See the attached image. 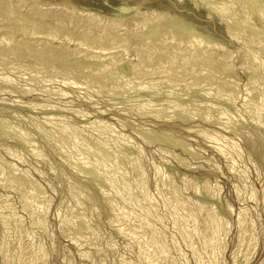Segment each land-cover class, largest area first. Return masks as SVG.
<instances>
[{"label":"rangeland","instance_id":"obj_1","mask_svg":"<svg viewBox=\"0 0 264 264\" xmlns=\"http://www.w3.org/2000/svg\"><path fill=\"white\" fill-rule=\"evenodd\" d=\"M39 1H42L43 3H49L51 5L49 7L50 10L53 12L57 11V13L58 12L60 13L61 11H64V12L66 11L68 13L71 12L74 14V12L71 11L73 8L69 4H72L73 6L77 7V3L74 0H39ZM102 1H107L109 6H113L117 3V1L119 2L121 0H102ZM127 1H129V0H123V3L126 4ZM167 1L170 3H167ZM167 1L166 0H132V2H130V5L133 4L132 10H131L132 13L127 18L126 22L123 21L124 25H125V26L123 25L124 26L123 29L125 31H127L130 35L132 34L130 32H135V33L130 36L131 39L129 38L128 42L125 41L128 44L127 48L124 46L125 43L124 44L122 43L123 46L119 43L118 45H116L118 48H116V47L114 48L115 50H117V52L114 49H112V51L114 50L115 52L114 51L110 52L111 50L108 51V52L113 53V54H115V53L118 54V52H119V54H125L124 51H126V50H128L129 52H127L128 56L124 60L125 64L123 65V63H121L119 65V67H117V69H115V71H114V69H112L113 72L111 73L112 74L111 76L108 74L106 75V73L102 74L103 76L102 75L100 76L101 77L100 79H102V78L103 79L102 80L99 79V80L102 83H104L106 88H102L101 85H103V84H101V83H100L101 85L96 84L97 86H94L95 84L94 85L90 84L91 85L90 86L89 83H80V84L75 83L76 84L75 85L74 83L68 81L67 78L64 77L61 73L55 72V71H58L59 68H60L59 72H62L63 69L65 70L64 67H66L67 65H68L67 67L70 66L72 68H73V66H75V68H73V69H75L74 73L77 74V72H78L77 75H79V76L82 75L83 77L88 78L89 80L91 78H95V76H97L99 74V73H97V71L100 72V74L103 72V68H101L103 65H100V68H98L100 59L99 60L89 59V60H87L89 63H86V65L85 64L82 65V63L80 61V60H83L82 58H75L76 56L73 57V55H72L73 53L78 54L77 56H82V55H85L87 53L86 54L87 57H89V55H91L90 58L93 57L92 56L93 54H94V57H96V56L100 57V58L102 57L99 55L101 52L98 53L95 50L97 52L96 53V52H94V50H91V48L90 49L87 48L90 52L93 51L90 54H89V51L87 49H83L84 52L80 53V51H82L80 48H82V47H80L79 49L77 47H74L76 45V42H75V40L73 41V39L71 41H69L70 42L69 43L68 42L69 39L66 40L67 38L66 39L64 38L65 40L64 39H63V41L61 40V44H60L61 47L64 49H69L71 51H72V49L74 50V51L69 53V55L71 54L70 56H68V58L70 57L69 60H68V58L65 61L63 59H59L57 62H56V60H54V61L49 62V64L46 65L45 63L44 64L43 63H36L33 58H32L33 60L32 59L30 60V59H21V58L18 59L17 58V59H13L11 61V62H14V65L11 64L9 66H5V65L0 64V82H1V78H7L9 81V83H7L6 86L2 82L0 83V102H1L0 103V129H1L0 130V150H1L0 151V168H1L0 171L2 172V170L3 171L5 170L4 173L2 172V174H0L1 175L0 180H2V181H0V184H1L0 185V214H1L0 215V264H4V263L5 264H18V263L19 264H149V262H151L150 260H152V258H153V260H152V263H150V264H155V263H153L154 257H152L155 255H152L153 254L152 252H154L153 250H155L154 254H156V252H158L156 248L159 247V243H157V245H156V243L155 244L152 243L153 242L152 241L153 240V238H152L153 234H154V236L155 235H159V236L161 235L160 238L162 239V246H164V248L167 247V248H165L166 253H164L166 257L164 256V259H163V260L167 259V261L161 262L162 260L159 259L160 261H158V264L160 262H161V264L162 263L163 264H170L171 262H172V264H196L197 257H194L196 255L193 254L190 246H192L193 244L195 245V247L199 246L197 248L199 250L201 249L200 251L203 250L202 249L203 245H204V247L207 246L208 243L206 244L205 240H208L211 237L210 226L207 223L208 222L207 219L209 218V216H207V214H209V213H211V214L215 213L216 216L221 217V219H223L224 221L227 222V230L228 231L226 232V235L223 239V251H221L220 258L219 257L217 258V263L218 264H222V263L223 264H233V263L234 264L235 263L236 264H243L245 262L244 261L245 257L243 258V254L242 255L239 254L240 256L238 255L235 261H234L233 257L231 256L232 253L234 252V250L239 247V245H238V244H240L239 240L241 238L243 239V237H242L243 233H241V235H240L239 229L236 228L237 227V224H236L237 223V221H236L237 215L242 210H245V211L247 210L246 215H247L248 226L250 228L247 232L249 233V235L252 239V243H253L252 246H254V248L252 246L250 247V244H251L250 240H247L250 242V244L248 242L249 246H247L248 245L247 241L245 242L246 245H244V248L246 246L245 250H247V249H248V251L250 250L249 251L250 253L248 255L249 259H246V262L244 264H264V153H263L264 152V150H263L264 149V145H263L264 144V142H263L264 141V131H263V129H264V122H263L264 121V117H263L264 116V113H263L264 110H263V108H262L263 111L259 110L261 108H259L258 111L248 109V111H249L248 112L246 110L247 108H245L246 107V104H245L246 103L245 102L246 101V97H245L246 91L244 90V88L246 89L248 87V85L250 87L252 86L254 93L258 92V94L255 95L256 97H258V95H260L261 93L264 92L263 91L264 88L261 85L262 82L264 84V81H263L264 80V49H263L264 48V33H263L264 32V23L262 24L260 21V18L263 17L261 19L262 21L264 19V15H262V14H264L263 13L264 11L260 12V10H259V8H260L259 6H261V7L264 6L263 5L264 0H260V1L259 0H256V1L255 0H232V1L231 0H182V1L181 0H167ZM27 2H29V0H27ZM27 2H26V4H27ZM135 4H137V7L135 6ZM138 4H139V6H138ZM161 5H162V7H160ZM252 5H253V7H252ZM230 6L232 8H230ZM135 7L137 8V10L135 9ZM138 7H140V8H138ZM150 7H153V8H150ZM27 8H29V6H26L25 4H24V6H22L21 11H20V13L22 12L20 18H24L25 11H27L26 10ZM133 8L135 9V11L133 10ZM79 9H81L80 12H82L84 10V8H79ZM139 9H140V11L138 12ZM180 9H182L184 13ZM219 9H222V11L224 10V12L219 11ZM225 10H226V13H225ZM227 10L229 11L228 14H227ZM250 11H251V13H250ZM220 12L222 13V15ZM242 12H244V14ZM82 13H79V11H78V13H76V17L79 18V17L83 16ZM134 13L136 15H134ZM91 14H92V12H91ZM65 15H67V14H65ZM133 15H134V17H133ZM186 15H188V16L190 15L189 17H193V18L188 19L189 18L188 16L186 18L182 17V16H186ZM229 15H230V17H228ZM96 16L98 18L100 15L98 16L96 14ZM167 16H169V17H167ZM197 16H198V18H197ZM232 16H234V17H232ZM158 17L162 18L164 20V21L160 20V22H161L160 24H162V25L168 24L170 26H173L175 31H178V32H181L179 30L182 28L183 29L182 33L186 34L187 36L189 35L188 37L196 38L195 39L196 41H197V39L200 40V43L203 42V44L202 43L200 44V43H198L199 41H197V44H200V45H195V47L193 48V49H195V50H193L195 52L194 53L193 51H191V49H190V51L189 50L187 51V49L185 47L181 48V46H184V43H183V45H182V43L178 44L177 41L170 39V40L174 41V42L171 41L172 43H174V44H171L169 39L167 41V38H163V39H166L164 41L161 38V41H159L160 38H158V32H159V30H161L160 25H157L158 27L156 26V24L154 26L152 25L153 27L151 25H149V27L146 30L149 29L150 31L149 30L146 31V30H144V28L142 29V27L140 26V21L143 18H146L147 20H149L148 21V23H149L150 20L152 21L154 18H158ZM204 17H205V20H204ZM228 18H230V19H228ZM244 18L247 20L246 21V23L248 22L247 24L245 23ZM172 20H174V21L172 22ZM258 21H260V23ZM123 22H122V24H123ZM178 23H180V24H178ZM229 23L230 24L236 23L237 25L232 24L233 25V28H232V25H229ZM68 24L66 23V26H67L66 32L67 33H68V31H70L71 33L70 32L69 33L73 34L74 36H76V35L79 36L81 34L80 32H82V30H81L82 28H80V30H79V29H77V26H76L75 27L76 29L74 30L73 29L74 26H70L71 24L68 26ZM208 24H209V26H208ZM188 25H190V26H188ZM71 27H73V28H71ZM117 27H118V30L123 31V30H121V28H122L121 26H116L114 28H116V30H117ZM119 27H121V28H119ZM135 28H137V30ZM153 28H157V29H154L155 31H153L152 30ZM188 29L190 31H188ZM151 31H152V33H150ZM236 32H238V33H236ZM1 33H2V31L0 32V34ZM230 33L234 34V36H232ZM139 39H140V41H139ZM250 39H252V40H250ZM55 40L56 39H54V45L56 46L57 41H55ZM162 41L165 43L164 48L162 47V45L164 44V43H162ZM74 43H75V45H74ZM147 43L150 45H148ZM157 43H159V44H157ZM152 44L159 45L158 47L163 49L162 51H164L165 48H166V50L164 52L161 51L162 54H160V52H157L155 49L156 45H154L155 46V48H154V46L152 47ZM166 44L167 45L169 44V46L166 47ZM170 45L172 48L170 47ZM175 45H176V47H175ZM201 45H202V47L200 48ZM204 45L210 50L207 49L208 50L207 51L206 49H204L205 48V47H203ZM68 46H69V48H67ZM139 46H142V48H139V50H143L144 52L141 51L142 52L141 53L140 51H138ZM146 46L147 47L151 46L150 48H152V50L149 51L150 53L147 51V50H150V48L148 49ZM198 46H199V48H198ZM210 46L214 47V48H212L213 50L211 49ZM223 46H224V48H223ZM124 47L126 48V50H124L125 49ZM173 47L176 49L175 51L179 52L176 54L179 56L181 55L180 58L182 59V61H181V59L180 60L177 59L178 56L175 54V51L172 50V49H174ZM120 48H122V49H120ZM196 48H197V50H196ZM75 49H78L80 51L77 53L78 50L76 51ZM134 49H135V51H134ZM154 49H155V51H153ZM184 49L186 50V52L184 51ZM199 49L206 50L205 53H207V52L210 53V51L212 50V52L214 53L213 57H212V52H211L210 53L211 55L209 57L210 59L209 58L207 59L205 57L203 58L201 55L204 53L203 52L204 50H202L201 54H199L200 53L199 51H201ZM236 49H237V51H236ZM85 50H86V52H85ZM122 50H124V51H122ZM120 51L123 53H121ZM146 51H147V53H146ZM172 51H174L173 52L174 54H172ZM196 51H198L199 53ZM137 52H138V54H137ZM151 52H153L155 55L151 54ZM155 52L158 54H156ZM183 52H185V53H183ZM82 53H84V54H82ZM182 53L185 54L184 55L185 58L188 57V58H186V60H185L184 56L182 55ZM222 53H223V57L226 59L225 61H224L223 57L219 58V55L222 56ZM224 53L225 54L227 53L226 55H228V53H229L230 54L229 56L231 58L229 56L225 57L226 55L224 56ZM251 53H253V54H251ZM140 54H143L145 56L148 55V57L155 56V58L153 57V59H152V57H151V59L150 58L149 59L152 61H154V59H155L157 61V62L154 61V62H156L155 65H159L157 63L159 61H162V62H159L160 68L163 66L167 67L168 65H166L165 62L168 63V61H169V64L171 63L170 64L171 66L170 67L168 66V67L171 68L170 70L173 69L171 71L172 73L168 71L169 75L162 74L163 76L159 75L162 78L158 77L157 79H156V76L155 77L152 76L153 78H155V79H153L152 77H150L151 75L150 76L145 75V80H147V82L146 81H144V82H146V83H144L141 79H140V81L132 83L135 81V75L133 73L132 67H130V66L132 64L134 65V63H135V65H137L138 62L139 63L141 62V60L144 57H143V55H140ZM164 54H166V55L163 56ZM195 54L198 55L197 58H196ZM136 55H138V56H136ZM157 55L160 57L159 59H158ZM190 55H193V56L195 55L194 56L195 58L193 56H190ZM199 55L201 56L203 61H202V59L198 58ZM141 56H142V59H141ZM162 56H163V58H161ZM171 56L173 57V59H171L172 58ZM87 57L85 56V58H87ZM138 57L140 58V60ZM167 57L171 60H168ZM189 57H191L193 59L192 61L194 63L191 62L193 65V68L191 67L192 66L191 64H190V66H187V68L186 67L183 68V66H185V62L186 61L188 62ZM165 58H167V59H165ZM183 58H184V60H183ZM218 58H219V62H218ZM228 58H230V59L228 60ZM197 59H199V60H197ZM220 59H223V60H221L222 61L221 63H223L222 65L220 63ZM60 60L62 63L60 62ZM137 60H139V61H137ZM166 60H168V61H166ZM176 60H179L180 64ZM200 60L202 62H200ZM204 60H207V61H205L206 65L204 64L205 63ZM208 60L212 63L208 62ZM30 61H32V62H30ZM129 61H130V63H129ZM183 61H184V63H183ZM52 62H56L57 67H56V64H54V63L52 64ZM69 62L71 64H67L65 66V64L69 63ZM90 62H93V63L90 64ZM96 62H97V66L95 65ZM126 62L129 66L126 64ZM163 62L165 65L163 64ZM21 63H23V64H21ZM172 63L175 65L178 63L179 66L180 65L181 66L178 67V64L176 66L174 65L175 68H177L175 70ZM217 63H218V65H217ZM212 64L217 65L216 68H215V66L213 67ZM219 64L221 65V67L223 69L219 66ZM226 64H227V66H226ZM58 65L60 67H58ZM201 65H203L205 68ZM61 66H62V70H61ZM172 66H173V68H172ZM206 66H207V68L210 67L209 71H208V69H206ZM18 67H19V69H18ZM50 67H52V68H50ZM67 67H66V69H69ZM151 67H149V68L151 69ZM153 67L155 68L156 66H153ZM181 67L184 71L186 70L185 72H188V73H185V76H184V71L182 69H180ZM53 68H54V71H53ZM72 68H70L71 71L73 70ZM163 68H161V70H163ZM196 68L198 69V71H200L199 73H198V71H197V73L195 72L197 70ZM226 68H227V70H226ZM228 68H231V70H228ZM49 69H52V70L49 71ZM165 69H167V68H165ZM188 69H190V70H188ZM88 70H90V71H88ZM117 70H119V71H117ZM142 70H144V69H142ZM177 70L179 72L182 71V73H180L181 76H179L180 75L179 72H178V74H176V75H178L179 79H180V77H182L181 78L182 82H181V79L179 80L178 78L177 79L174 78L175 81L173 80V77L176 76V75H174V73H177V72H175ZM191 70L194 72H192ZM202 70H203V72L206 71V73L204 74L202 72ZM87 71L90 73H88ZM94 71H96V72H95V75L92 77ZM129 71H130V73H128ZM189 71H191L190 73H191L192 77L196 76L194 78L195 80L189 76V74H190ZM201 72L203 75L200 74ZM84 73L86 75H84ZM165 73H167V72H165ZM144 74H146V71H144ZM207 74H208V76H207ZM104 75L106 76V78ZM126 75H127V77H126ZM164 75L168 76L169 78L171 76H173L171 78L172 82L174 81L173 85H172V82L170 81L171 83H169V84H171V85H168V84H166L165 86L160 85L161 87L159 88V85H158L159 80L163 79ZM193 75H195V76H193ZM199 75L201 77L204 76V78L202 77L203 82H206V83H203L204 85L202 84V82L200 84V81H202V80H201ZM148 76L150 77V79L147 78ZM187 76H189V77L187 78ZM197 76L199 77L198 78L199 82L196 79ZM111 77H113V78H111ZM115 77H117V78H115ZM185 77L187 78V80H185L186 79ZM210 77H212V78H210ZM190 78H191V80H188ZM148 80H150V81H148ZM155 80L158 81V83L156 84V85H158V87L154 85V83L157 82ZM207 80L208 81L210 80V82H211V83L208 82V84L210 83L209 85L207 84ZM127 81H129V82H127ZM151 81L154 82L153 83L154 87L152 86V83H149ZM186 81L188 82V84H191L189 81H192V83L194 82L193 85L198 84V86L196 88L192 87V88L188 89L187 87L183 86L186 83ZM195 81H197V84H195ZM222 81L223 82L227 81V82L223 83ZM123 82H127V83H123ZM220 82H221V84H219ZM128 83L130 84L129 85V87H130L129 91L131 92L132 95L130 94V92L128 90L124 92L125 94L120 93L119 95L109 92V89H111L110 87L114 88V86H116V87L117 86H123V85L128 84ZM227 83L232 85V87H234L233 86V83H234V85L236 87L235 91H236V94L238 96L236 95L234 97L235 99H233V100L231 98L232 101L231 100L227 101L226 99H228V97L226 98V96L223 95V96H225L224 98H226L224 101L225 102V104H224V102L222 101V100H224V98L223 99L220 98L223 96L222 95H220V96L215 95L216 93L214 92V90L218 86V84L219 85H222V84L227 85ZM81 84L84 85V87ZM86 84H88L89 87L86 88V86H88ZM107 84H108V86H106ZM205 84H207V85H205ZM12 85H13V87H12ZM131 85L134 88L131 87ZM144 85H145V87H143ZM199 85H201L202 87ZM15 86H16V88H14ZM140 86L142 87V89H139V88H141ZM209 87H211V88H209ZM135 88H136V90L138 88V90L136 91ZM147 88L148 89L151 88V89L147 90ZM27 89L28 90L30 89L31 91H29V93H28ZM106 89H108V91ZM33 90H34V92H33ZM74 91H76V92H74ZM102 91H103V93H102ZM21 92L23 95L21 94ZM199 92H200V94H199ZM25 93L28 94V96ZM60 93L61 94L63 93L64 95H61ZM110 93L114 96H112ZM204 94L207 96H205ZM115 96L118 98H116ZM133 96H135V97H133ZM201 96H203V98ZM217 96H219V97H217ZM97 97L98 98L100 97L101 99L100 98L98 99ZM156 97L159 99H157ZM236 97H238V98H236ZM176 99H178V100H176ZM116 100H119V101H116ZM198 100L200 102H198ZM210 100H212V101H210ZM27 102H28V104H27ZM158 102H159V104H158ZM30 103H31V105H30ZM164 103H166V104H164ZM210 103H212V104H210ZM32 104H34V105L32 106ZM125 104H127V106ZM206 104H208V106H205ZM46 105H48V106H46ZM160 106L162 107V109ZM192 106H193V108H191ZM46 107L48 110L46 109ZM148 107H150V108H148ZM167 107H168V109H167ZM216 107H218V108H216ZM39 108L45 109V110H40ZM152 108L154 109V111ZM156 108H158L157 109L158 113L156 112ZM237 108H238V110H237ZM37 109H39V110H37ZM130 109L133 111H131ZM143 109H144V111H143ZM197 110H198V112H197ZM141 111L144 112V113H142L143 115L141 114ZM179 111H181V112H179ZM205 111H206V113H205ZM133 112H135V113H133ZM165 112H167V113H165ZM211 112H212V115L210 114ZM257 112L260 115L255 116L257 114ZM261 112H262V114H261ZM145 113H146V115H145ZM204 113H205L206 117L204 116ZM235 113H236V115H235ZM126 114H127V116H126ZM201 114H202V116H201ZM237 114H239V115L237 116ZM207 115H208L209 119L207 118ZM227 115H229L230 117H228ZM233 115L241 118L242 122L238 123V121H239L238 120L239 118H238L237 119L238 124L234 123V122H236L235 118H237V117L233 118V119H235V121L231 120L232 119L231 117H234ZM222 116L224 117V120H223ZM225 117H227V120ZM215 118H217V119H215ZM97 119H99V120H97ZM244 119H246V121H244ZM189 120L191 121V123ZM258 120H259V124L258 123L257 124L259 126L254 123V121L258 122ZM11 121H13V122H11ZM192 121H194V122H192ZM228 121H229V123L231 121H233L232 123H234V124H232V123L226 124L225 122H228ZM7 122H8V124H7ZM99 122H101V123H99ZM10 123L14 127L16 126V128L21 129V131H23L25 134L29 135V136H27V135H25V136L30 137V138H27L28 140H25V142L23 143V140H21V139L19 140L16 136H13L12 133H9V134H11V135H9L6 127H10L11 126ZM221 123H222V125H221ZM4 124L6 127L4 126ZM100 124H101V126H100ZM173 124L175 126H173ZM8 125H10V126H8ZM231 125H235V126H233V128H232ZM236 125H238V127ZM243 125H245V126H243ZM28 126H29V128H28ZM107 126H108V128L113 129V131H114L113 135H111V134L105 135V133H103L104 135H101V132L99 129L100 128L101 129L107 128ZM196 126H198V127H196ZM248 126L249 127L251 126V127L249 128ZM1 127L5 128L6 131L3 130ZM14 127L11 126L10 128H14ZM37 127L38 128L41 127L42 129L44 128L45 130L43 129L44 131L42 132V129L41 128H40L41 130L37 129ZM141 127H143V128H141ZM235 127L238 129H240L239 127H241L242 130L240 129L238 131V129H237L235 131V129H236ZM246 127L249 129H246ZM205 128H207V129H205ZM63 129H64V131H62ZM151 129H152V131H151ZM226 129H228V130H226ZM47 131H49V132H47ZM71 131H73L77 134H80L86 138L91 139V142L96 143V145L102 143L101 147L105 146V148H103L104 152L99 153L101 155H98V156L102 157V159L104 158L103 160H105V161H101L102 159H99L97 157L98 153L94 152L93 149L87 150L86 149V148H88L87 146L85 148L84 146L82 147V146L77 145L75 143L73 144V141L68 136V132H71ZM240 131L242 133H240ZM250 131H252V132H250ZM5 132H6V134H5ZM44 132H45V134H44ZM50 132L52 135L50 134ZM235 132H237L238 135ZM248 132L250 133L251 136L253 134L252 139H251ZM1 134H3V135H1ZM164 134H167V135H164ZM240 134L241 135L243 134L242 137L243 136L244 137L238 139ZM55 135H57L58 138ZM6 136L8 138H6ZM11 136H13V137H11ZM14 137H16L17 139L15 140ZM63 137H65V139L67 141L64 140ZM258 137H259V140H258ZM45 138H47V139H45ZM61 139H63V140H61ZM121 139H124L125 141L127 140V143H129V144H126V142L122 143ZM160 139H162V140H160ZM170 139H171V141H170ZM208 139H209V141H208ZM255 139H257V141ZM57 140H58V142H56ZM250 140L257 142L258 146H256L254 149H252L249 146ZM14 141H16V142H14ZM28 141L30 142V144L36 143L39 145L35 144V147L36 146L37 147L35 148L34 146H31L32 147V149H31V147H29L30 144ZM60 141L61 142L63 141L65 146L68 145L66 147L68 149L63 148L64 145L60 144L59 143ZM182 141H183V143H186V144H181ZM34 144H32V145H34ZM226 144H227V146H226ZM58 145H60V146H58ZM171 145H173V146H171ZM106 146H108L109 148ZM169 146H170V148H169ZM216 146H218L220 149L216 148ZM232 146H234V148ZM69 147H70V149H69ZM36 149H38V150H36ZM75 149H78V150H75ZM222 149H223V151H222ZM224 149L225 150L228 149V150L225 151ZM5 150H7V151H5ZM91 150H92V152H91ZM252 150H254L255 153H253L254 151H252ZM65 151L67 153H65ZM74 151L76 152L75 155H74ZM9 152H10V155L8 156ZM28 152H29V154H28ZM88 152L92 153L94 155V157H91L93 155L88 153ZM221 152L222 153L224 152V156ZM11 153L12 154L14 153L13 155H14V157L15 156L16 157L14 158L13 155L11 157ZM40 153H41V155H40ZM70 153L72 154L73 158L70 156ZM36 154H39V157H37ZM76 154L77 155L81 154V156L85 154V157H87L88 159L85 158L84 156L83 157H84V159H87L86 161L88 163L86 165H83V163H81V162L79 163L78 161H80V160L77 159ZM225 154L228 155L229 158L227 156H225ZM106 155L107 156L111 155V156H110V158H109V156L107 158ZM88 156H90V157H88ZM137 156L140 159L137 162V164L135 165V167H133V170L131 171V169H132L131 165L128 164L127 166H129V167L127 168L125 161H130L132 158L136 159L134 157H137ZM111 157H115V158L112 159ZM41 158L45 159V162ZM89 158H91V159L89 160ZM93 158H95V159H93ZM105 158L114 160L115 162L112 160H107V162L117 163V165L119 166L118 167L119 169H120V167L123 166L120 170L116 167L117 165H115V168H114V172L116 171V169H118V171H120L119 173L123 175L122 178L120 177L117 179V180H119V183L114 178L111 179L112 181L108 180L107 178H105V179L102 177L100 178V173L102 174V172H103L100 167H103L102 166L103 162L104 163L106 162ZM117 159H118V161H116ZM74 160L75 161L77 160V161L75 162ZM93 160L99 163L100 167H99V165H97L98 163L93 162L99 167V169L95 164L92 163ZM90 161H91V163H90ZM42 162H44V163H42ZM47 162L49 165L47 164ZM10 163H12L11 164L12 167L10 166ZM123 163H124V165H123ZM105 164H103L104 168H105ZM234 164L236 167L234 166ZM8 165H9V168L6 167ZM107 165L108 164H106L105 169L108 168ZM228 166H229V168H228ZM13 167L15 170H13ZM104 168H102V169L105 170ZM10 169H11L12 173L10 172ZM76 169H78V170H76ZM91 170L93 173L92 174L93 178L91 176ZM121 170H126V171H121ZM80 171L83 174L82 173L80 174ZM87 171L89 172L90 176L88 175ZM142 171H143V173H142ZM6 172L11 173L12 175H10L9 173L6 174ZM14 172L16 174H18L19 172H20V174H23V175H21V177H19V174H18V177L21 179L23 178L22 176H24V178H25V176H27L30 184H29V182H26V183H24L23 187H19L18 189L16 187H14L13 186L14 180H13V182L11 181V179H14L13 177H15V178L17 177V175ZM23 172L25 173V175ZM124 172H125V176H124ZM126 173H128V175ZM139 174L141 175L140 181L136 180V179H138V177L136 178V175L138 176ZM6 176H9V178L8 177L5 178ZM97 176L99 177V179L96 178ZM159 176H161V177H159ZM10 177H12V178H10ZM24 178H23V180H25ZM133 178H135V179H133ZM21 179H19V180H21ZM123 179L125 181L124 183H126V180L128 182H130V180H132L134 182H137V181L139 182V183L138 182L137 183L131 182V185L132 186L134 185L133 186L134 188L132 187L133 192L131 194V197L126 196V191L122 192L123 191L122 190L123 185L121 183L123 182ZM8 180H9V182H8ZM100 180H103V181H100ZM163 180H165L166 183L163 184ZM169 181H172L173 183H171V182L169 183ZM206 182H207V187H208L207 191H206V189L203 188V186H204V184H206ZM102 183H104V184H102ZM26 184H27V186H26ZM48 184H50V185H48ZM140 184H142V185H140ZM99 185H100V187H99ZM31 186H32V189L34 187V189H33L34 191L32 189H30ZM85 186L87 187V189ZM168 186H169V188H168ZM12 187H14L15 189ZM25 187L27 188V190L29 189L28 192L25 190ZM49 187H51V188H49ZM107 187H109V188H107ZM209 188H211V189L208 192ZM40 189H42V190H40ZM133 189H135V190H133ZM219 189H220V191H219ZM71 190L72 191L77 190L78 192L80 191V193L83 192V194L86 196L84 197V195L78 194V196L81 195L83 198L82 199L80 197L77 198L78 197L77 194L75 195V193H77V191H76V192H72L74 194V195H72L73 196V199H72V197L70 196L72 194ZM25 191L29 195L32 191L33 192L29 196V195H27V193ZM211 192H212V194H211ZM18 193H20V194H18ZM169 193L171 194V196L173 194H175V196H177V198L179 197L180 200L186 201V199H187V203L189 204V206L193 207V208H190L188 206V209H191V210L193 209L196 212V216H198V217H195V222H196V225L198 226V227L196 226V229H198V228L199 229H198V231L196 230L197 235H196V238H194L195 240H192V243H190L191 239L189 236H186L188 238L184 237L185 231L183 229H185L184 228L185 225H183V224L185 222H183L184 220L181 219L182 217L179 214H176V211H174L172 209L171 205L169 204L172 202V200L169 199L171 197ZM23 194H24V196H23ZM33 194H34V196L35 195H37V196L41 195L42 198L40 197L41 199H39V197H37V196L32 197ZM210 194H211V196H210ZM212 195H215V196H212ZM22 196H23V199H22ZM104 196H106L107 198ZM109 196H110V198H109ZM36 197L38 199H36ZM74 197H76V198H74ZM203 197H205V198H203ZM212 197H215V198H212ZM31 198L33 201L31 200ZM34 198H35V200H34ZM93 199H95V200H93ZM147 199H149V200H147ZM45 200L49 203L45 204V202H46ZM72 200H75L76 203H78V201L80 200L79 201L80 205H79V203L76 204L75 202H74L75 203L74 204ZM33 202H35V204ZM149 202H150V204H149ZM3 203H4V205L5 204L8 205L9 207H7L6 205L4 206ZM7 203H9V204H7ZM62 203H63V205H62ZM111 203H114L115 205L117 203V205L113 206V204H111ZM151 203H152L153 207H151ZM197 204H199V206ZM77 205L80 207V209ZM26 206H28V207H26ZM118 206H119V208H118ZM195 206H196V208H195ZM200 206L205 207L206 209L204 211H202V213L200 212V214H199L196 211V209ZM40 207H42V208H40ZM111 207H114L115 208L114 210L117 213H115V211H113V209ZM228 208H230L232 211H229L230 209H228ZM215 209H216V211H215ZM205 211L208 213L206 214ZM226 211L227 212L229 211V212L227 213ZM37 214H38V216H37ZM126 215L130 221L125 217ZM77 218H79V219H77ZM120 219H121V221H120ZM140 219H142V221H140ZM122 220H124V221H122ZM77 221H79V222H77ZM8 224H9V226H8ZM78 224H80V225H78ZM38 225L39 226L41 225L40 226L41 229L39 228ZM65 228H66V230H65ZM88 229H89V231H88ZM156 229H158V230H156ZM201 231H202V235H201ZM160 232H162V233H160ZM88 233H89V235H88ZM162 235H164V236H162ZM203 235H205V239H203V237H204ZM74 236H76L78 238L80 237L81 239L79 238L77 240V238ZM136 236L138 237L139 240L137 239ZM197 236L198 237L200 236V237L198 238ZM197 238H198V240H197ZM201 239H203V241H205V242H203ZM188 240H190V241H188ZM224 241H225V243H224ZM254 242H256V243H254ZM197 243H198V245H196ZM200 245H202V247ZM224 247H225V249H224ZM249 247H250V249H249ZM114 250H116V251H114ZM239 250L244 251L243 248L239 249ZM37 251H39V252H37ZM142 251L144 254L142 253ZM149 253L152 255L150 258H149V256H150ZM222 253H223V255H222ZM41 254H42V256H41ZM37 256H39L41 258H38ZM146 257L149 258L150 260L147 259ZM36 258L38 260H36ZM145 258H146V260H145ZM207 258H209L210 261L212 260V258H210L209 256ZM207 258L205 259V256H204V258H202L203 259L202 264H205V261L207 264H211V263L213 264V262L215 261V260L214 261L212 260L211 263H208ZM204 259H205V261H204ZM219 260H220V262H219ZM38 261H40V262H38ZM97 262H100V263H97Z\"/></svg>","mask_w":264,"mask_h":264},{"label":"bare ground","instance_id":"obj_2","mask_svg":"<svg viewBox=\"0 0 264 264\" xmlns=\"http://www.w3.org/2000/svg\"><path fill=\"white\" fill-rule=\"evenodd\" d=\"M76 3H77V7H75V6H73L72 4H69L70 6H72V10L71 11H73L74 12V14L73 13H71V12H64V11H61L60 13L58 12L57 13V11H51L50 10V4L49 3H43L42 1H39V0H29V2H27V0H0V32L2 31V33L0 34V64L1 65H5V66H9V65H14V62H11L13 59H34V61L36 62V63H45L46 65L47 64H49V62H51V61H54V60H56V62L59 60V59H63L64 61L68 58V56H70L69 55V53L70 52H72V51H74L73 49H72V51L71 50H69V49H64V48H62L61 47V40L63 41V39L65 38H67L66 40H68V42L69 41H71L72 39H73V41L75 40V42H76V45H75V43H74V47H77L78 49L80 48V47H82V48H80L82 51H80V50H78V49H75L76 51H77V53L80 51V53L81 52H84L83 51V49H90L91 48V50H94V52H98V53H100L99 55L100 56H102L101 58L100 57H97L96 55V57H94V54L92 55L93 57H91L90 58V56L91 55H89L90 53H92V52H90L88 49V51H89V57H87V53L85 54V55H82V54H84V53H82L81 55L82 56H77L78 54H72L73 55V57H75V58H82L83 60H80L81 61V63H82V65H86V63H89L87 60H89V59H91V60H93V59H95V60H99V67L98 68H100V65H103L101 68H103V72L100 74V72H98L97 71V73H99L97 76H95V78H91L90 80L88 79V78H85V77H83L82 75L81 76H79V75H77L78 74V72H77V74H75L74 73V70L75 69H73V68H75V66H73V68L72 67H67L68 65L67 64H71L70 62L69 63H66L65 64V66L67 67V68H69V69H66V67H64L65 68V70L63 69V71L62 72H59V69H58V71H55V72H57V73H61L64 77H66L67 78V80L68 81H70V82H72V83H78V84H80V83H89V85L91 84V85H94V86H97L96 84H99V85H101V84H103V85H101L102 86V88H106L105 87V85H104V83H102L100 80H102V79H100L101 77V75L102 74H105L106 73V75L108 74V75H112L111 73L113 72V70L112 69H114V71H115V69H117V67H119V65L121 64V63H123V65L125 64L124 63V60H125V58H127V56H128V53L127 52H129L128 50H126V48L128 47L127 45V43L126 42H128L129 41V38H130V36L131 35H133L135 32H130V33H132L131 35L127 32V31H125L123 28H124V22H126L127 21V18L131 15V13H132V5H130V2H132V0H129V1H127L126 2V4L125 3H123V0H121V1H117V3L115 4V5H113V6H109L108 5V3H107V1H100V0H74ZM167 1V0H166ZM182 1V0H181ZM232 1V0H231ZM256 1V0H255ZM260 1V0H259ZM26 2H27V4H26ZM193 2V1H192ZM218 2V1H217ZM252 2V1H251ZM262 2V1H261ZM260 2V3H261ZM264 2V1H263ZM167 3H170V2H168L167 1ZM24 4L26 5V6H29V8H27L26 10L27 11H25V15H24V18H20V16H21V13H20V11H21V8H22V6H24ZM178 4V3H177ZM262 4V3H261ZM259 5V4H258ZM264 5V4H263ZM65 6V5H64ZM69 6V7H70ZM135 6L137 7V4H135ZM138 6H139V4H138ZM68 7V6H67ZM135 7V9L137 10V8ZM154 7V6H153ZM153 7H150V8H153ZM160 7H162V5L160 6ZM228 7V6H227ZM252 7H253V5H252ZM260 8H259V10H260V12H263L264 11V6H259ZM79 8H84V10L82 11V12H80V10L81 9H79ZM131 8V9H130ZM138 8H140V7H138ZM230 8H232L231 6H230ZM135 9L133 8V10L135 11ZM161 10V9H160ZM180 10H182V9H180ZM229 10V9H228ZM227 10V14L229 13V11ZM258 10V9H257ZM78 11H79V13H82L83 14V16H81V17H79V18H77L76 17V13H78ZM92 12V14H91V12ZM140 11V9L138 10V12ZM219 11H222V9H219ZM232 11V10H231ZM244 11V10H243ZM53 12V13H52ZM90 12V13H89ZM143 12V11H142ZM182 12H183V10H182ZM222 12H224V10L222 11ZM255 12V11H254ZM87 13V14H86ZM168 13V12H167ZM184 13V12H183ZM195 13V12H194ZM221 13V12H220ZM225 13H226V10H225ZM243 14H244V12H242ZM250 13H251V11H250ZM264 13V12H263ZM65 14H67V15H65ZM85 14V15H84ZM96 14L99 16L98 18H97V16H96ZM145 14V13H144ZM232 14V13H231ZM134 15H136L135 13H134ZM134 15H133V17H134ZM141 15V14H140ZM143 15V14H142ZM155 15V14H154ZM180 15V14H179ZM193 15V14H192ZM221 15H222V13H221ZM226 15V14H225ZM235 15V14H234ZM262 15H264V14H262ZM96 16V17H95ZM144 16V15H143ZM150 16V15H149ZM188 15H186V16H182L183 18L185 17H187ZM190 16V15H189ZM188 16V17H189ZM204 16V15H203ZM206 16V15H205ZM208 16V15H207ZM212 16V15H211ZM210 16V17H211ZM247 16V15H246ZM261 16V15H260ZM145 17V16H144ZM167 17H169V16H167ZM202 17V16H201ZM209 17V18H210ZM228 17H230V15L228 16ZM232 17H234V16H232ZM262 17V16H261ZM190 18H193V17H189L188 19H190ZM197 18H198V16H197ZM213 18V17H212ZM242 18V17H241ZM259 18V17H258ZM263 18V17H262ZM262 18H260V21H261V23L263 24L264 23V19H263V21L261 20ZM133 19V18H132ZM139 19V18H138ZM150 19V18H149ZM170 19V18H169ZM202 19V18H201ZM207 19V18H206ZM214 19V18H213ZM212 19V20H213ZM228 19H230V18H228ZM233 19V18H232ZM245 19V18H244ZM160 20H162V21H164L162 18H154L152 21L150 20V22L148 23V21L149 20H147L146 18H143L141 21H140V26L142 27V29L144 28V30H146L148 27H149V25H155L156 24V26L157 25H160L161 26V30H159V32H158V38H160V40L159 41H161V38L163 39V38H167V41H168V39L170 40V39H172V40H174V41H177L178 42V44L179 43H182V45H183V43H184V46H181V48L182 47H185L186 49H187V51L189 50L190 51V49H191V51H193V50H195V49H193L194 47H195V45H200L201 43L203 44V42H201L200 43V40H198L197 39V41H199L198 43H200V44H197V41L195 40L196 38H192V37H188L186 34H184V33H182V31H183V29L181 28L179 31H181V32H178V31H175V29H174V27L173 26H170V25H168V24H166V25H162V24H160L161 22H160ZM166 20V19H165ZM179 20V19H178ZM204 20H205V17H204ZM203 20V21H204ZM239 20V19H238ZM124 21V22H123ZM174 20H172V22H173ZM177 21V20H176ZM233 21V20H232ZM236 21V20H235ZM246 19H245V23H246ZM260 21H258L259 23H260ZM122 22H123V24H122ZM171 22V21H170ZM178 22V21H177ZM202 22V21H201ZM66 23L68 24V26L70 25V26H74V28L73 27H71V28H73L74 30L76 29L75 27L77 26V29H79L80 30V28H82L81 30H82V32H80L81 34L79 35V36H74L73 34H70L71 32L70 31H68V33L66 32L67 31V26H66ZM138 23V22H137ZM152 23V24H151ZM175 23V22H174ZM194 23V22H193ZM226 23V22H225ZM231 23V22H230ZM229 23V25H232V24H230ZM238 23V22H237ZM248 23V22H247ZM246 23V24H247ZM98 24V25H97ZM178 24H180V23H178ZM228 24V23H227ZM235 25H237L236 23H234ZM233 24V25H234ZM244 24V23H243ZM79 25V26H78ZM124 25V26H123ZM233 25H232V28H233ZM97 26V27H96ZM116 26H121V27H119V28H121V30H123V31H120V30H118V27H117V30H116V28H114V27H116ZM150 26V27H151ZM152 26V27H153ZM155 26V27H156ZM183 26V25H182ZM181 26V27H182ZM188 26H190V25H188ZM208 26H209V24H208ZM248 26V25H247ZM259 26V25H258ZM79 27V28H78ZM158 27V26H157ZM219 27V26H218ZM250 27V26H249ZM176 28V27H175ZM178 28V27H177ZM185 28V27H184ZM210 28V27H209ZM208 28V29H209ZM228 28V27H227ZM235 28V27H234ZM245 28V27H244ZM70 29V28H69ZM134 29V28H133ZM136 30H137V28H135ZM154 29H157V28H153L152 30L153 31H155ZM217 29V28H216ZM249 29V28H248ZM252 29V28H251ZM256 29V28H255ZM78 30V31H79ZM116 30V31H115ZM139 30V29H138ZM149 30V29H148ZM148 30H146V31H148ZM192 30V29H191ZM210 30V29H209ZM221 30V29H220ZM258 30V29H257ZM129 31V30H128ZM150 31V30H149ZM188 31H190L189 29H188ZM194 31V30H193ZM230 31V30H229ZM263 31V30H262ZM70 32V33H69ZM74 33V32H73ZM79 33V32H78ZM150 33H152V31L150 32ZM202 33V32H201ZM236 33H238V32H236ZM242 33V32H241ZM264 33V32H263ZM141 34V33H140ZM139 34V35H140ZM210 34V33H209ZM229 34V33H228ZM231 34V33H230ZM138 35V34H137ZM149 35V34H148ZM202 35V34H201ZM232 36H234V34H231ZM135 36V35H134ZM197 36V35H196ZM157 37V36H156ZM204 37V36H203ZM231 37V36H230ZM262 37V36H261ZM255 38V37H254ZM54 39H56L55 41H57V44H56V46L54 45ZM64 39V40H65ZM131 39V38H130ZM144 39V38H143ZM200 39V38H199ZM205 39V38H204ZM209 39V38H208ZM215 39V38H214ZM104 40V41H103ZM164 40H166V39H163V41ZM172 40H170V42L172 41ZM220 40V39H219ZM250 40H252V39H250ZM126 41V42H125ZM137 41V40H136ZM139 41H140V39H139ZM158 41V42H159ZM162 41V43H164ZM174 41H172V42H174ZM171 42V44H174V43H172ZM70 43V42H69ZM121 44L122 46H123V44H124V46L126 47H124L125 49L124 50H126V51H124V50H122V51H124V53L125 54H119V52H118V54L117 53H115V54H113V53H110V52H113L115 49V47L116 48H118L116 45H118V44ZM123 43V44H122ZM161 43V42H160ZM207 43V42H206ZM217 43V42H216ZM130 44V43H129ZM145 44V43H144ZM143 44V45H144ZM148 44V43H147ZM157 44H159V43H157ZM157 44H152V47L154 46V45H156V48H155V46H154V48L156 49V51L157 52H160V54H162L161 53V51L163 50V49H161L160 47H158L159 45H157ZM176 44V43H175ZM177 44V45H178ZM229 44V43H228ZM232 44V43H231ZM142 45V46H143ZM148 45H150V44H148ZM162 45V44H161ZM164 45H165V43L162 45V47L164 48ZM181 45V44H180ZM237 45V44H236ZM142 46H139L138 47V51H143V50H139V48H142ZM167 46H169V44L167 45L166 44V47ZM173 46V45H172ZM260 46V45H259ZM147 47V46H146ZM151 47V46H150ZM150 47H147L148 49L150 48ZM158 47V48H157ZM170 47H171V45H170ZM175 47H176V45H175ZM202 47V45L200 46V48ZM203 47H205L204 49H208L205 45L203 46ZM211 47V46H210ZM209 47V48H210ZM67 48H69V46L67 47ZM144 48V47H143ZM146 48V49H147ZM172 48V47H171ZM174 48V47H173ZM180 48V49H181ZM198 48H199V46H198ZM212 48H214V47H211V49ZM223 48H224V46H223ZM112 49H114L113 51H112ZM120 49H122V48H120ZM137 49V48H136ZM155 49L153 50V51H155ZM204 49H202V50H204ZM264 49V48H263ZM96 50V51H95ZM109 50H111L110 52H108ZM152 50V48H150V50H147L148 52L149 51H151ZM165 50H166V48H165ZM164 50V51H165ZM169 50V49H168ZM172 50H176L175 48L174 49H172ZM179 50V49H178ZM183 50V49H182ZM196 50H197V48H196ZM199 50H201V49H199ZM202 50L201 51H196V52H198L199 54H201V52H202ZM206 50H204L203 52V54L201 55L203 58L205 57V58H209L210 57V53L212 52V50L210 51V53L209 52H207V53H205L206 52ZM208 50H210V49H208ZM207 50V51H208ZM87 51V52H88ZM116 52H117V50H115ZM114 51V52H115ZM134 51H135V49H134ZM147 51H146V53H147ZM164 51H162V52H164ZM171 51V50H170ZM174 51H172V54H174L173 52ZM184 51L186 52V50L184 49ZM223 51V50H222ZM236 51H237V49H236ZM85 52H86V50H85ZM96 52V53H97ZM121 52V51H120ZM132 52V51H131ZM139 52V53H140ZM144 52V51H143ZM185 52H183V53H185ZM194 52V51H193ZM121 53H123V52H121ZM135 53V52H134ZM142 53V52H141ZM150 53V52H149ZM156 53V52H155ZM176 53H179V52H177V51H175V54ZM182 53V55L184 56L185 54H183ZM189 53V52H188ZM192 53V52H191ZM190 53V54H191ZM195 53V52H194ZM137 54H138V52H137ZM144 54V53H143ZM143 54H140V55H143ZM151 54H154L153 52H151ZM156 54H158V53H156ZM167 54V53H166ZM166 54H164L163 56H165ZM213 52H212V57H213ZM227 54V53H226ZM225 53H224V56L226 55ZM251 54H253V53H251ZM155 55V54H154ZM169 55V54H168ZM167 55V56H168ZM177 55V54H176ZM189 55V54H188ZM196 55V54H195ZM194 55V56H195ZM204 55V56H203ZM230 54L228 53V55H226L225 57H227V56H229ZM84 56V57H83ZM85 56L87 57V58H85ZM136 56H138V55H136ZM150 56V55H149ZM158 56V55H157ZM161 56V55H160ZM163 56L161 57V58H163ZM178 56V58L177 59H181L180 58V56L179 55H177ZM182 56V57H183ZM190 56H193V55H190ZM193 56V57H194ZM197 56L198 55H196V58H197ZM201 56L199 55V59H202L201 58ZM221 55H219V58H222L223 57V53H222V56L220 57ZM263 56V55H262ZM143 59H142V56H141V62L139 63L138 62V64L137 65H135V63H134V65L132 64L130 67H132V70H133V73H134V75H135V81L134 82H132V83H135V82H137V81H140V79L144 82V81H146L147 82V80H145V75L147 76V75H151L150 77H155L156 76V79L159 77H161V76H163L162 74H166V75H169V73H168V71L169 72H171L172 70H170L171 68H169L171 65V63L169 64V61L168 60H171V59H173V57L171 58V59H169L168 57V60H166V61H168V63H166L165 62V64L166 65H168L167 67H161V68H163V70H161V68H160V63L159 62H162V61H159L157 64H159V65H155L156 64V60L154 59V61H156V62H154V61H152V60H150L151 59V57L152 56H150V57H148V55L147 56H145V55H143ZM154 58H155V56H153ZM153 57H152V59H153ZM230 57V56H229ZM139 58V57H138ZM137 58V59H138ZM150 58V59H149ZM160 57L158 56V59H159ZM167 58H165V59H167ZM184 58H185V56H184ZM184 58H183V60H184ZM186 58H188V57H186ZM186 58H185V60H186ZM195 58V57H194ZM219 58H218V62H219ZM224 58V57H223ZM231 58V57H230ZM230 58H228V60L230 59ZM32 59V60H33ZM70 59V57L68 58V60ZM175 59V58H174ZM199 59H197V60H199ZM210 59V58H209ZM212 59V58H211ZM62 60V61H63ZM127 60V59H126ZM139 60H140V58H139ZM139 60H137V61H139ZM179 60H176V61H178L179 62ZM193 59L191 58V57H189V60H188V62L186 61L185 62V66H183V68L184 67H186L187 68V66H190V64L192 65V63L191 62H193L192 61ZM196 60V59H195ZM221 60H223V59H220V63L222 62ZM226 59L224 58V61H225ZM74 61V60H73ZM72 61V62H73ZM152 61V62H151ZM165 61V60H164ZM181 61H182V59H181ZM202 61H203V59H202ZM201 60H200V62H202ZM205 61H207V60H204V62ZM24 62V61H23ZM30 62H32V61H30ZM56 62H52V64L54 63V64H56V67H57V63ZM60 62H61V60H60ZM68 62V61H67ZM128 62V61H127ZM127 62H126V64H127ZM132 62V61H131ZM174 62V61H173ZM199 62V61H198ZM199 62V63H200ZM203 62V63H204ZM208 62H210L209 60H208ZM207 62V63H208ZM62 63V62H61ZM64 63V62H63ZM93 62H90V64H92ZM129 63H130V61H129ZM182 63V62H181ZM183 63H184V61H183ZM194 63V62H193ZM210 63H212V62H210ZM216 63V62H215ZM228 63V62H227ZM239 63V62H238ZM21 64H23V63H21ZM163 64H164V62H163ZM164 64V65H165ZM178 64V63H177ZM176 64V65H177ZM179 64H180V62H179ZM179 64H178V67H180L179 66ZM201 64V63H200ZM205 65H206V62L204 63ZM223 63H221V65H222ZM225 64V63H224ZM28 65V64H27ZM45 65V66H46ZM74 65V64H73ZM96 66H97V62H96V64H95ZM128 65V64H127ZM172 65L174 66L175 64H173L172 63ZM175 65V66H176ZM209 65V64H208ZM213 65V64H212ZM217 65H218V63H217ZM217 65H213V67L215 66V68H216V66ZM221 65L219 64V66L221 67ZM30 66V65H29ZM72 66V65H71ZM92 66V65H91ZM95 66V67H96ZM129 66V65H128ZM153 66H156L155 68L152 67ZM173 66H172V68H173ZM175 66H174V68H175ZM195 66V65H194ZM201 66H203V65H201ZM211 66V65H210ZM226 66H227V64H226ZM4 67V66H3ZM12 67V66H11ZM10 67V68H11ZM27 67V66H26ZM44 67V66H43ZM55 67V66H54ZM58 67H60L59 65H58ZM85 67V66H84ZM89 67V66H88ZM115 67V68H114ZM129 67V68H130ZM149 67H151V69L149 68ZM192 68H193V65L191 66ZM204 67V66H203ZM239 67V66H238ZM242 67V66H241ZM251 67V66H250ZM8 68V67H7ZM46 68V67H45ZM50 68H52V67H50ZM70 68H72L73 70V72L71 71V69ZM125 68V67H124ZM165 68H167V69H165ZM185 68V69H186ZM202 68V67H201ZM205 68V67H204ZM203 68V69H204ZM212 68V67H211ZM222 68V67H221ZM243 68V67H242ZM252 68V67H251ZM2 69V68H1ZM18 69H19V67H18ZM87 69V68H86ZM97 69V68H96ZM142 69H144V70H142ZM177 68H175V70H176ZM180 69H182V67L180 68ZM191 69V68H190ZM190 69H188V70H190ZM197 69V68H196ZM206 69H208V71H209V69H210V67H208L207 68V66H206ZM223 69V68H222ZM7 70V69H6ZM17 70V69H16ZM15 70V71H16ZM29 70V69H28ZM52 69H49V71H51ZM61 70H62V66H61ZM91 70V69H90ZM90 70H88V71H90ZM179 70V69H178ZM175 71V72H177V73H174V75H176V74H178V72L180 71ZM183 70V69H182ZM193 70V69H192ZM191 70V71H192ZM200 70V69H199ZM226 70H227V68H226ZM228 70H231V68H228ZM2 71V70H1ZM53 71H54V68H53ZM81 71V70H80ZM79 71V72H80ZM87 71V72H88ZM105 71V72H104ZM117 71H119V70H117ZM144 71H146V74H144ZM184 71V70H183ZM186 71V70H185ZM184 71V76H185V73H188V72H185ZM191 71H189V73L191 72ZM197 71H198V69L195 71L196 73H197ZM212 71V70H211ZM233 71V70H232ZM235 71V70H234ZM9 72V71H8ZM54 72V73H55ZM95 72L96 71H94L93 72V75H92V77L95 75ZM165 72H167V73H165ZM192 72H194V71H192ZM200 71H198V73H199ZM202 72H203V70H202ZM202 72L200 73L201 75H203L202 74ZM250 72V71H249ZM263 72V71H262ZM6 73V72H5ZM4 73V74H5ZM10 73V72H9ZM88 73H90V72H88ZM96 73V74H97ZM128 73H130V71L128 72ZM172 73V72H171ZM180 73H182V71L181 72H179V74ZM204 74L206 73V71L205 72H203ZM210 73V72H209ZM8 74V73H7ZM15 74V73H14ZM114 74V73H113ZM193 74V73H192ZM245 74V73H244ZM257 74V73H256ZM18 75V74H17ZM61 75V76H62ZM84 75H86L85 73H84ZM88 75V74H87ZM91 75V74H90ZM132 75V74H131ZM144 75V76H143ZM158 75V76H157ZM159 75H161V76H159ZM171 75V74H170ZM187 75V74H186ZM210 75V74H209ZM212 75V74H211ZM89 76V75H88ZM103 76V75H102ZM105 76V75H104ZM115 76V75H114ZM143 76V77H142ZM147 77V78H149L150 79V77ZM179 76H181V74L179 75ZM183 76V77H184ZM189 76L192 78V79H194L196 76L195 75H193V76H195V77H192L191 76V73L189 74ZM189 76H187V78L189 77ZM200 76V75H199ZM207 76H208V74H207ZM219 76V75H218ZM246 76V75H245ZM41 77V76H40ZM126 77H127V75H126ZM152 77V78H153ZM173 76H171L170 78L168 77V76H165L164 75V78L163 79H158L159 80V88L163 85V86H165L166 84H168V85H171V84H169V83H171L172 82V80H171V78H172ZM203 78H204V76H202ZM202 77L200 76V78H201V80H202ZM36 78V77H35ZM105 78H106V76H105ZM111 78H113V77H111ZM115 78H117V77H115ZM130 78V77H129ZM144 80H143V79ZM146 78V79H147ZM162 78V77H161ZM174 78H178V75H176V76H174L173 77V80H174ZM182 77H180V79H181ZM186 78V77H185ZM187 78L185 79V80H187ZM191 78L190 79H188V80H191ZM199 77L197 76V81L199 82V79H198ZM210 78H212V77H210ZM23 79V78H22ZM100 79V80H99ZM121 79V78H120ZM153 79H155V78H153ZM179 79V78H178ZM179 79V80H180ZM184 79V78H183ZM207 79V78H206ZM248 79V78H247ZM260 79V78H259ZM13 80V79H12ZM43 80V79H42ZM113 80V79H112ZM118 80V79H117ZM152 80V79H151ZM184 80V81H185ZM195 80V79H194ZM205 80V79H204ZM220 80V79H219ZM26 81V80H25ZM59 81V80H58ZM74 81V82H73ZM120 81V80H119ZM132 81V80H131ZM148 81H150V80H148ZM155 81H157V80H155ZM171 81V82H170ZM175 81V80H174ZM173 81V82H174ZM183 81V82H184ZM193 81V80H192ZM192 81H189L191 84H188V82L186 81V83L183 85V86H185V87H187L188 89L189 88H192V87H197L198 86V84H197V81H195V84H197V85H193L194 84V82L192 83ZM206 81V80H205ZM264 81V80H263ZM1 82L3 83V84H5V86H6V84L7 83H9V81H8V79L7 78H1ZM0 82V83H1ZM106 82V81H105ZM127 82H129V81H127ZM127 82H123V83H127ZM142 82V83H143ZM146 82H144V83H146ZM173 82H172V85H173ZM181 82H182V79H181ZM201 82H202V84L203 83H206V82H203V80L202 81H200V84H201ZM208 82H210V80L208 81L207 80V84H208ZM223 82V81H222ZM227 82V81H226ZM226 82H223V83H226ZM101 83V84H100ZM112 83V82H111ZM149 83H152V86H153V83L154 82H149ZM148 83V84H149ZM158 83V81L157 82H155L154 83V85L155 86H157L158 87V85H156ZM180 83V82H179ZM211 83V82H210ZM209 83V84H210ZM109 84V83H108ZM108 84L106 85V86H108ZM176 84V83H175ZM178 84V83H177ZM207 84H205V85H207ZM208 84V85H209ZM219 84H221V82L219 83ZM218 84V86L215 88V90H214V92L216 93H214L215 95H225L226 96V98L228 97V99H226V98H224L225 96H223V97H220V98H224V100H222L223 102L225 101V99L228 101H230L231 100V98H232V100L233 99H235L234 97L237 95L236 94V87H235V85H234V83H233V86L234 87H232V85H230L229 83H227V85H219ZM238 84V83H237ZM2 85V84H1ZM17 85V84H16ZM19 85V84H18ZM44 85V84H43ZM67 85V84H66ZM76 85V84H75ZM82 85V84H81ZM86 85H88V84H86ZM89 85L88 86H86V88L87 87H89ZM90 85V86H91ZM113 85V84H112ZM117 85V84H116ZM119 85V84H118ZM129 83L128 84H125V85H123V86H114V88L113 87H110L111 89H109V92H111V93H113V94H120V93H124L125 91H129V89H130V87H129ZM161 85V86H160ZM204 85V84H203ZM229 85V86H228ZM251 85V84H250ZM262 87L264 88V84H263V82H262ZM83 87H84V85H82ZM137 86V85H136ZM139 86V85H138ZM148 86V85H147ZM146 86V87H147ZM199 86H201V85H199ZM214 86V85H213ZM12 87H13V85H12ZM131 87H133L132 85H131ZM141 87V86H140ZM143 87H145V85L143 86ZM154 87V86H153ZM173 87V86H172ZM202 87V86H201ZM14 88H16V86L14 87ZM13 88V89H14ZM24 88V87H23ZM49 88V87H48ZM93 88V87H92ZM97 88V87H96ZM109 88V87H108ZM134 88V87H133ZM149 88V87H148ZM147 88V90H150V89H148ZM156 88V87H155ZM163 88V87H162ZM180 88V87H179ZM209 88H211V87H209ZM214 88V87H213ZM90 89V88H89ZM94 89V88H93ZM139 89H142V87L141 88H139ZM28 90V89H27ZM76 90V89H75ZM79 90V89H78ZM107 91H108V89H106ZM134 90V89H133ZM135 90H136V88H135ZM137 90H138V88H137ZM136 90V91H137ZM146 90V91H147ZM168 90V89H167ZM200 90V89H199ZM204 90V89H203ZM238 90V89H237ZM244 90L246 91L245 92V97H246V107L245 108H247L246 110L248 111V109L249 110H257L258 111V109L259 108H261V109H259V110H262V108H263V110H264V92L263 93H261L260 95H258V97H256L255 95L256 94H258V92L257 93H254V91H253V89H252V86L250 87L249 85H248V87L245 89L244 88ZM24 91V90H23ZM29 91H31L30 89L28 90V93H29ZM40 91V90H39ZM42 91V90H41ZM68 91V90H67ZM72 91V90H71ZM184 91V90H183ZM207 91V90H206ZM264 91V90H263ZM18 92V91H17ZM20 92V91H19ZM33 92H34V90H33ZM54 92V91H53ZM74 92H76V91H74ZM130 92V91H129ZM128 92V93H129ZM145 92V91H144ZM149 92V91H148ZM152 92V91H151ZM165 92V91H164ZM168 92V91H167ZM203 92V91H202ZM59 93V92H58ZM67 93V92H66ZM102 93H103V91H102ZM110 93V94H111ZM127 93V92H126ZM171 93V92H170ZM184 93V92H183ZM187 93V92H186ZM196 93V92H195ZM211 93V92H210ZM10 94V93H9ZM8 94V95H9ZM21 94H22V92H21ZM26 94V93H25ZM61 94V93H60ZM99 94V93H98ZM121 94V95H122ZM125 94V93H124ZM130 94H131V92H130ZM165 94V93H164ZM163 94V95H164ZM173 94V93H172ZM190 94V93H189ZM199 94H200V92H199ZM202 94V93H201ZM14 95V94H13ZM23 95V94H22ZM27 96H28V94H26ZM51 95V94H50ZM55 95V94H54ZM61 95H64L63 93L61 94ZM80 95V94H79ZM88 95V94H87ZM104 95V94H103ZM112 95V94H111ZM127 95V94H126ZM132 95V94H131ZM143 95V94H142ZM152 95V94H151ZM205 95V94H204ZM25 96V95H24ZM99 96V95H98ZM101 96V95H100ZM106 96V95H105ZM112 96H114V95H112ZM123 96V95H122ZM178 96V95H177ZM197 96V95H196ZM205 96H207V95H205ZM211 96V95H210ZM219 96H217V97H219ZM238 96V95H237ZM102 97V96H101ZM108 97V96H107ZM106 97V98H107ZM116 97V96H115ZM120 97V96H119ZM132 97V96H131ZM133 97H135V96H133ZM164 97V96H163ZM202 98H203V96H201ZM213 97V96H212ZM56 98V97H55ZM67 98V97H66ZM84 98V97H83ZM82 98V99H83ZM98 98V97H97ZM100 98V97H99ZM98 98V99H99ZM116 98H118V97H116ZM139 98V97H138ZM143 98V97H142ZM155 98V97H154ZM157 98V97H156ZM179 98V97H178ZM200 98V97H199ZM206 98V97H205ZM216 98V97H215ZM219 98V99H220ZM236 98H238V97H236ZM101 99V98H100ZM103 99V98H102ZM109 99V98H108ZM124 99V98H123ZM157 99H159V98H157ZM156 99V100H157ZM190 99V98H189ZM201 99V98H200ZM245 99V98H244ZM2 100V99H1ZM50 100V99H49ZM112 100V99H111ZM146 100V99H145ZM176 100H178V99H176ZM184 100V99H183ZM182 100V101H183ZM202 100V99H201ZM204 100V99H203ZM213 100V99H212ZM212 100H210V101H212ZM231 100V101H232ZM95 101V100H94ZM116 101H119V100H116ZM123 101V100H122ZM129 101V100H128ZM162 101V100H161ZM194 101V100H193ZM206 101V100H205ZM216 101V100H215ZM220 101V100H219ZM108 102V101H107ZM106 102V103H107ZM124 102V101H123ZM126 102V101H125ZM160 102V101H159ZM159 102H158V104H159ZM171 102V101H170ZM186 102V101H185ZM198 102H200L199 100H198ZM221 102V101H220ZM222 102V103H223ZM1 103V102H0ZM6 103V102H5ZM43 103V102H42ZM119 103V102H118ZM136 103V102H135ZM173 103V102H172ZM171 103V104H172ZM183 103V102H182ZM196 103V102H195ZM202 103V102H201ZM214 103V102H213ZM217 103V102H216ZM215 103V104H216ZM228 103V102H227ZM230 103V102H229ZM233 103V102H232ZM231 103V104H232ZM237 103V102H236ZM27 104H28V102H27ZM39 104V103H38ZM109 104V103H108ZM137 104V103H136ZM140 104V103H139ZM143 104V103H142ZM141 104V105H142ZM154 104V103H153ZM164 104H166V103H164ZM170 104V105H171ZM190 104V103H189ZM194 104V103H193ZM199 104V103H198ZM210 104H212V103H210ZM221 104V103H220ZM224 104H225V102H224ZM30 105H31V103H30ZM34 104H32V106H33ZM112 105V104H111ZM123 105V104H122ZM126 106H127V104H125ZM133 105V104H132ZM163 105V104H162ZM173 105V104H172ZM227 105V104H226ZM25 106V105H24ZM42 106V105H41ZM46 106H48V105H46ZM54 106V105H53ZM95 106V105H94ZM135 106V105H134ZM186 106V105H185ZM191 106V105H190ZM201 106V105H200ZM205 106H208V104H206ZM221 106V105H220ZM31 107V106H30ZM139 107V106H138ZM156 107V106H155ZM154 107V108H155ZM161 107V106H160ZM159 107V108H160ZM179 107V106H178ZM197 107V106H196ZM202 107V106H201ZM17 108V107H16ZM36 108V107H35ZM34 108V109H35ZM44 108V107H43ZM60 108V107H59ZM109 108V107H108ZM111 108V107H110ZM140 108V107H139ZM143 108V107H142ZM141 108V109H142ZM148 108H150V107H148ZM191 108H193V106L191 107ZM216 108H218V107H216ZM222 108V107H221ZM224 108V107H223ZM230 108V107H229ZM232 108V107H231ZM244 108V107H243ZM9 109V108H8ZM7 109V110H8ZM40 110H45V109H41V108H39ZM39 109H37V110H39ZM46 109H47V107H46ZM137 109V108H136ZM153 109V108H152ZM151 109V110H152ZM157 109L158 108H156V112H157ZM161 109H162V107H161ZM164 109V108H163ZM167 109H168V107H167ZM206 109V108H205ZM210 109V108H209ZM213 109V108H212ZM225 109V108H224ZM48 110V109H47ZM60 110V109H59ZM64 110V109H63ZM131 110V109H130ZM150 110V111H151ZM172 110V109H171ZM181 110V109H180ZM194 110V109H193ZM207 110V109H206ZM235 110V109H234ZM237 110H238V108H237ZM262 110V111H263ZM68 111V110H67ZM131 111H133V110H131ZM139 111V110H138ZM143 111H144V109H143ZM153 111H154V109H153ZM162 111V110H161ZM169 111V110H168ZM176 111V110H175ZM190 111V110H189ZM188 111V112H189ZM203 111V110H202ZM213 111V110H212ZM8 112V111H7ZM17 112V111H16ZM59 112V111H58ZM178 112V111H177ZM179 112H181V111H179ZM183 112V111H182ZM192 112V111H191ZM194 112V111H193ZM197 112H198V110H197ZM249 112V111H248ZM252 112V111H251ZM36 113V112H35ZM80 113V112H79ZM133 113H135V112H133ZM137 113V112H136ZM139 113V112H138ZM142 113H144V112H142L141 111V114ZM151 113V112H150ZM153 113V112H152ZM158 113V112H157ZM165 113H167V112H165ZM169 113V112H168ZM171 113V112H170ZM186 113V112H185ZM190 113V112H189ZM205 113H206V111H205ZM205 113H204V116H205ZM231 113V112H230ZM264 113V112H263ZM21 114V113H20ZM125 114V113H124ZM160 114V113H159ZM195 114V113H194ZM211 115H212V112L210 113ZM261 114H262V112H261ZM87 115V114H86ZM138 115V114H137ZM143 115V114H142ZM145 115H146V113H145ZM144 115V116H145ZM148 115V114H147ZM155 115V114H154ZM161 115V114H160ZM163 115V114H162ZM177 115V114H176ZM181 115V114H180ZM216 115V114H215ZM218 115V114H217ZM225 115V114H224ZM223 115V116H224ZM232 115V114H231ZM235 115H236V113H235ZM239 114H237V116H238ZM257 115H260V114H258V112H257V114L255 115V116H257ZM8 116V115H7ZM28 116V115H27ZM30 116V115H29ZM58 116V115H57ZM126 116H127V114H126ZM141 116V115H140ZM156 116V115H155ZM158 116V115H157ZM195 116V115H194ZM201 116H202V114H201ZM222 116V117H223ZM226 116V115H225ZM228 117H230L229 115H227ZM234 116V115H233ZM237 116H234V117H231L232 119L231 120H234L235 121V119H236V122H234V123H237V119L239 118V117H237ZM254 116V117H255ZM12 117V116H11ZM15 117V116H14ZM147 117V116H146ZM169 117V116H168ZM167 117V118H168ZM206 117V116H205ZM235 117H237V118H235ZM264 117V116H263ZM17 118V117H16ZM19 118V117H18ZM24 118V117H23ZM145 118V117H144ZM152 118V117H151ZM165 118V117H164ZM207 118H208V115H207ZM226 118V120H227V117H225ZM233 118H235V119H233ZM244 118V117H243ZM136 119V118H135ZM156 119V118H155ZM183 119V118H182ZM191 119V118H190ZM200 119V118H199ZM209 119V118H208ZM212 119V118H211ZM215 119H217V118H215ZM255 119V118H254ZM4 120V119H3ZM19 120V119H18ZM85 120V119H84ZM97 120H99V119H97ZM110 120V119H109ZM169 120V119H168ZM178 120V119H177ZM176 120V121H177ZM181 120V119H180ZM198 120V119H197ZM223 120H224V117H223ZM225 120V121H226ZM230 120V119H229ZM239 121H238V123L240 122H242V120H241V118H239L238 119ZM188 121V120H187ZM190 121V120H189ZM195 121V120H194ZM194 121H192V122H194ZM209 121V120H208ZM244 121H246V119H244ZM253 121V120H252ZM11 122H13V121H11ZM76 122V121H75ZM127 122V121H126ZM149 122V121H148ZM168 122V121H167ZM171 122V121H170ZM184 122V121H183ZM200 122V121H199ZM221 122V121H220ZM233 121H231L230 123H232ZM264 122V121H263ZM3 123V122H2ZM95 123V122H94ZM99 123H101V122H99ZM98 123V124H99ZM133 123V122H132ZM182 123V122H181ZM190 123H191V121H190ZM214 123V122H213ZM223 123V122H222ZM222 123H221V125H222ZM226 124L228 123V124H230L229 123V121L228 122H225ZM234 123H232V124H234ZM237 123V124H238ZM253 123V122H252ZM254 123L255 124H259V120H258V122H256V121H254ZM7 124H8V122H7ZM11 124V123H10ZM34 124V123H33ZM79 124V123H78ZM77 124V125H78ZM183 124V123H182ZM219 124V123H218ZM244 124V123H243ZM257 124V125H258ZM72 125V124H71ZM82 125V124H81ZM133 125V124H132ZM141 125V124H140ZM199 125V124H198ZM209 125V124H208ZM217 125V124H216ZM4 126H5V124H4ZM8 126H10V125H8ZM11 126L12 127H14L12 124H11ZM10 126V127H11ZM94 126V125H93ZM100 126H101V124H100ZM99 126V127H100ZM134 126V125H133ZM152 126V125H151ZM173 126H175L174 124H173ZM191 126V125H190ZM227 126V125H226ZM229 126V125H228ZM232 126V128H233V126H235V125H231ZM237 127H238V125H236ZM243 126H245V125H243ZM242 126V127H243ZM259 126V125H258ZM261 126V125H260ZM6 127V126H5ZM10 127H6V129H7V131H8V134L9 133H12V135L13 136H16L19 140L21 139V140H23V143L25 142V140H28L27 138H30V137H26L25 135H27V134H25L23 131H21V129H18V128H16V126L14 127V128H10ZM196 127H198V126H196ZM218 127V126H217ZM249 127V126H248ZM251 127V126H250ZM249 127V128H250ZM3 130H5L6 131V129L5 128H3V127H1ZM28 128H29V126H28ZM41 127H37V129H40ZM58 128V127H57ZM62 128V127H61ZM72 128V127H71ZM141 128H143V127H141ZM147 128V127H146ZM219 128V127H218ZM222 128V127H221ZM236 128V127H235ZM240 129H241V127H239ZM245 128V127H244ZM249 128H247L246 127V129H249ZM42 129V128H41ZM40 129V130H41ZM44 129V128H43ZM42 129V132L45 130H43ZM47 129V128H46ZM148 129V128H147ZM180 129V128H179ZM184 129V128H183ZM205 129H207V128H205ZM225 129V128H224ZM229 129V128H228ZM228 129H226V130H228ZM231 129V128H230ZM238 128H236L235 129V131L237 130ZM240 129H238V131L240 130ZM245 129V130H246ZM253 129V128H252ZM1 130V129H0ZM23 130V129H22ZM84 130V129H83ZM97 130V129H96ZM100 130V132H101V135H104L103 133H105V135L106 134H111V135H113L114 134V131H113V129L112 128H108V126H107V128H103V129H99ZM191 130V129H190ZM233 130V129H232ZM242 130V129H241ZM26 131V130H25ZM62 131H64V129L62 130ZM67 131V130H66ZM65 131V132H66ZM151 131H152V129H151ZM230 131V130H229ZM244 131V130H243ZM248 131V130H247ZM254 131V130H253ZM263 131H264V129H263ZM27 132V131H26ZM47 132H49V131H47ZM92 132V131H91ZM120 132V131H119ZM147 132V131H146ZM250 132H252V131H250ZM97 133V132H96ZM150 133V132H149ZM206 133V132H205ZM231 133V132H230ZM234 133V132H233ZM232 133V134H233ZM237 135H238V133L237 132H235ZM240 133H242L241 131H240ZM249 133V132H248ZM4 134V133H3ZM3 134H1V135H3ZM5 134H6V132H5ZM33 134V133H32ZM37 134V133H36ZM44 134H45V132H44ZM50 134H51V132H50ZM49 134V135H50ZM100 134V133H99ZM9 135H11V134H9ZM52 135V134H51ZM118 135V134H117ZM123 135V134H122ZM135 135V134H134ZM148 135V134H147ZM160 135V134H159ZM164 135H167V134H164ZM169 135V134H168ZM201 135V134H200ZM234 135V134H233ZM243 135V134H242ZM242 135L240 134L239 135V137H238V139H240V138H243L242 137ZM247 135V134H246ZM249 135H250V133H249ZM13 136H11V137H13ZM27 136H29V135H27ZM44 136V135H43ZM56 137H57V135H55ZM60 136V135H59ZM62 136V135H61ZM68 136H69V138L73 141V144L75 143V144H77V145H80V146H84L85 148H86V146L88 147V148H86L87 150L88 149H93L94 150V152H96V153H98L97 154V157L99 158V159H102V157H99L98 155H101V154H99V153H101V152H104V149L103 148H105V144L103 145L104 147H101L102 145V143L101 144H97L96 145V143H92L91 142V139H89V138H86V137H84V136H82V135H80V134H77V133H75V132H73V131H71V132H68ZM93 136V135H92ZM151 136V135H150ZM235 136V135H234ZM2 137V136H1ZM10 137V136H9ZM16 137H14L15 138V140L17 139ZM52 137V136H51ZM55 137V138H56ZM104 137V136H103ZM127 137V136H126ZM152 137V136H151ZM161 137V136H160ZM201 137V136H200ZM247 137V136H246ZM250 137H251V139H252V137H253V134H252V136L250 135ZM6 138H8L7 136H6ZM58 138V137H57ZM64 138V140H66L65 139V137H63ZM148 138V137H147ZM167 138V137H166ZM211 138V137H210ZM209 138V139H210ZM225 138V137H224ZM237 138V137H236ZM248 138V137H247ZM45 139H47V138H45ZM119 139V138H118ZM126 139V138H125ZM209 139H208V141H209ZM254 139V138H253ZM61 140H63V139H61ZM160 140H162V139H160ZM166 140V139H165ZM168 140V139H167ZM174 140V139H173ZM176 140V139H175ZM192 140V139H191ZM256 141H257V139H255ZM258 140H259V137H258ZM32 141V140H31ZM67 141V140H66ZM70 141V140H69ZM100 141V140H99ZM170 141H171V139H170ZM242 141V140H241ZM240 141V142H241ZM14 142H16V141H14ZM27 142V141H26ZM29 142V141H28ZM44 142V141H43ZM56 142H58V140L56 141ZM65 142V141H64ZM121 142L122 143H125L126 142V144H129V143H127V140L125 141L124 139H121ZM146 142V141H145ZM156 142V141H155ZM166 142V141H165ZM168 142V141H167ZM222 142V141H221ZM260 142V141H259ZM262 142V141H261ZM264 142V141H263ZM8 143V142H7ZM48 143V142H47ZM50 143V142H49ZM60 144H63L64 145V147L63 148H66L67 146H65V144L63 143V141L61 142H59ZM113 143V142H112ZM176 143V142H175ZM206 143V142H205ZM212 143V142H211ZM236 143V142H235ZM29 144H30V142H29ZM28 144V145H29ZM32 144H34V143H32ZM32 144H30V146L29 147H31V146H34L35 147V144L34 145H32ZM67 144V143H66ZM118 144V143H117ZM181 144H186V143H183V141H182V143ZM215 144V143H214ZM237 144V143H236ZM21 145V144H20ZM36 145H39V144H36ZM100 145V146H99ZM108 145V144H107ZM114 145V144H113ZM124 145V144H123ZM131 145V144H130ZM136 145V144H135ZM216 145V144H215ZM262 145V144H261ZM264 145V144H263ZM3 146V145H2ZM18 146V145H17ZM58 146H60V145H58ZM62 146V145H61ZM70 146V145H69ZM171 146H173V145H171ZM183 146V145H182ZM186 146V145H185ZM226 146H227V144H226ZM231 146V145H230ZM249 146L252 148V149H254L256 146H258L257 145V142H255V141H249ZM10 147V146H9ZM37 147V146H36ZM35 147V148H36ZM91 147V148H90ZM106 147H108V146H106ZM116 147V146H115ZM133 147V146H132ZM189 147V146H188ZM191 147V146H190ZM198 147V146H197ZM233 148H234V146H232ZM263 147V146H262ZM28 148V147H27ZM34 148V149H35ZM72 148V147H71ZM76 148V147H75ZM109 148V147H108ZM126 148V147H125ZM134 148V147H133ZM169 148H170V146H169ZM173 148V147H172ZM181 148V147H180ZM183 148V147H182ZM216 148H219L218 146H216ZM232 148V149H233ZM4 149V148H3ZM31 149H32V147H31ZM30 149V150H31ZM33 149V150H34ZM43 149V148H42ZM50 149V148H49ZM57 149V148H56ZM62 149V148H61ZM66 149H68V148H66ZM69 149H70V147H69ZM107 149V148H106ZM192 149V148H191ZM220 149V148H219ZM8 150V149H7ZM7 150H5V151H7ZM36 150H38V149H36ZM40 150V149H39ZM60 150V149H59ZM75 150H78V149H75ZM86 150V151H87ZM109 150V149H108ZM111 150V149H110ZM130 150V149H129ZM157 150V149H156ZM174 150V149H173ZM201 150V149H200ZM225 150V149H224ZM226 150H228V149H226ZM225 150V151H226ZM230 150V149H229ZM239 150V149H238ZM245 150V149H244ZM264 150V149H263ZM1 151V150H0ZM4 151V152H5ZM69 151V150H68ZM106 151V150H105ZM152 151V150H151ZM203 151V150H202ZM219 151V150H218ZM222 151H223V149H222ZM252 151H254V150H252ZM21 152V151H20ZM34 152V151H33ZM64 152V151H63ZM62 152V153H63ZM82 152V151H81ZM91 152H92V150H91ZM93 152V153H94ZM228 152V151H227ZM226 152V153H227ZM232 152V151H231ZM8 153V152H7ZM54 153V152H53ZM65 153H67L66 151H65ZM75 151H74V155H75ZM88 153H90V152H88ZM107 153V152H106ZM109 153V152H108ZM115 153V152H114ZM143 153V152H142ZM194 153V152H193ZM206 153V152H205ZM222 153V152H221ZM253 153H255V151L253 152ZM264 153V152H263ZM14 154V153H13ZM12 153H11V157H12V155H13ZM28 154H29V152H28ZM35 154V153H34ZM78 154V153H77ZM76 154V157H77V159L78 160H80V161H78L79 163L81 162V163H83V165H86L88 162L86 161L88 158L87 157H85V154L84 155H82L81 156V154H79V155H77ZM90 154H92V153H90ZM111 154V153H110ZM113 154V153H112ZM118 154V153H117ZM136 154V153H135ZM196 154V153H195ZM223 154V156H224V152L222 153ZM228 154V153H227ZM10 155V152H9V154H8V156ZM24 155V154H23ZM40 155H41V153H40ZM93 155V154H92ZM166 155V154H165ZM199 155V154H198ZM36 156L37 157H39V154H36ZM70 156L73 158V156H72V154L70 153ZM85 158H87V159H84V157ZM103 156V155H102ZM107 156V155H106ZM109 156V155H108ZM108 156H107V158H108ZM111 156V155H110ZM110 156H109V158H110ZM118 156V155H117ZM135 156V155H134ZM201 156V155H200ZM225 156H227L228 157V155H226L225 154ZM13 157H14V155H13ZM16 157V156H15ZM14 157V158H15ZM88 157H90V156H88ZM91 157H94V155L93 156H91ZM192 157V156H191ZM194 157V156H193ZM199 157V156H198ZM237 157V156H236ZM19 158V157H18ZM49 158V157H48ZM62 158V157H61ZM107 158H105L106 159V164H108L107 165V169H105L106 168V164L103 162V164H105V168H104V165L102 164V166L103 167H100V165H99V163L98 162H96V161H92V163L93 162H95V163H98L97 165H99V167L101 168V170L103 171L102 172V174L100 173V178L102 177V178H107L108 180H111V179H118V178H122L123 177V175L122 174H120L119 172L120 171H118V165H117V163H113V162H107V160H112L113 158H115V157H111L112 159H107ZM117 158V157H116ZM131 158V157H130ZM134 158H136V159H131L130 161H125V163H126V166L129 164V165H131V167H132V169H131V171L133 170V167H135V165L137 164V162L139 161V157L137 156V157H134ZM229 158V157H228ZM42 159V158H41ZM67 159V158H66ZM91 158H89V160H90ZM93 159H95V158H93ZM104 159V158H103ZM101 160V161H105V160ZM119 159V158H118ZM118 159L116 160V161H118ZM123 159V158H122ZM238 159V158H237ZM42 160H44V162H45V159H42ZM65 160V159H64ZM199 160V159H198ZM41 161V160H40ZM72 161V160H71ZM75 161V160H74ZM77 161V160H76ZM75 161V162H76ZM99 161V160H98ZM112 161H114V160H112ZM120 161V160H119ZM122 161V160H121ZM6 162V161H5ZM44 162H42V163H44ZM67 162V161H66ZM100 162V161H99ZM115 162V161H114ZM165 162V161H164ZM7 163V162H6ZM25 163V162H24ZM69 163V162H68ZM90 163H91V161H90ZM95 163H93V164H95ZM102 163V162H101ZM100 163V164H101ZM121 163V162H120ZM11 164L12 163H10V166H11ZM47 164H48V162H47ZM46 164V165H47ZM78 164V163H77ZM15 165V164H14ZM44 165V164H43ZM49 165V164H48ZM79 165V164H78ZM96 165V164H95ZM96 165V166H97ZM115 165H117L116 167L118 168V169H116V171L114 172V168H115ZM123 165H124V163H123ZM133 165V166H132ZM41 166V165H40ZM70 166V165H69ZM73 166V165H72ZM76 166V165H75ZM218 166V165H217ZM231 166V165H230ZM234 166H235V164H234ZM5 167V166H4ZM7 168H9V165L8 166H6ZM12 167V166H11ZM10 167V168H11ZM49 167V166H48ZM79 167V166H78ZM87 167V166H86ZM98 167V166H97ZM99 167H98V169H99ZM123 167V166H122ZM122 167H120V169L122 168ZM125 167V166H124ZM129 166H127V168H128ZM236 167V166H235ZM17 168V167H16ZM82 168V167H81ZM89 168V167H88ZM92 168V167H91ZM102 168H104L105 170H103ZM126 168V169H127ZM137 168V167H136ZM171 168V167H170ZM169 168V169H170ZM228 168H229V166H228ZM12 169V168H11ZM11 169H10V172H11ZM119 169V170H120ZM124 169V168H123ZM130 169V168H129ZM0 170H1V168H0ZM13 170H15L14 169V167H13ZM52 170V169H51ZM55 170V169H54ZM74 170V169H73ZM76 170H78V169H76ZM75 170V171H76ZM84 170V169H83ZM90 170V169H89ZM88 170V171H89ZM93 170V169H92ZM92 170H91V176H92ZM172 170V169H171ZM5 171V170H4ZM4 171L2 170V172L4 173ZM50 171V170H49ZM87 171V173H88V175H89V172ZM121 171H126V170H121ZM130 171V172H131ZM234 171V170H233ZM1 172V171H0ZM2 172L0 173V174H2ZM17 172V171H16ZM53 172V171H52ZM77 172V171H76ZM100 172V171H99ZM141 172V171H140ZM235 172V171H234ZM7 173H9V172H6V174ZM12 173V172H11ZM11 173H9L10 175H12ZM15 173V172H14ZM13 173V174H14ZM22 173V172H21ZM24 173V172H23ZM82 172L80 171V174H81ZM86 173V172H85ZM117 173V174H116ZM123 173V172H122ZM142 173H143V171H142ZM16 174V173H15ZM19 174V177H21V175H23V174H20V172L18 173ZM18 174H16L17 175V177L15 178V177H13L14 179H11V181L13 182V180H14V184H13V186L14 187H16L17 189L19 188V187H23V185H24V183H26V182H29V179H28V177L27 176H25V178H24V176H22L25 180H23V178L21 179V178H19L18 177ZM38 174V173H37ZM53 174V173H52ZM83 174V173H82ZM96 174V173H95ZM127 175H128V173H126ZM132 174V173H131ZM159 174V173H158ZM4 175V174H3ZM9 175V176H10ZM24 175H25V173H24ZM57 175V174H56ZM63 175V174H62ZM135 175V174H134ZM182 175V174H181ZM1 176V175H0ZM9 176H6L5 178H9ZM70 176V175H69ZM90 176V175H89ZM118 176V177H117ZM124 176H125V172H124ZM27 177V178H26ZM117 177V178H116ZM133 177V176H132ZM138 177V179H136V180H141V175L139 174L138 176L136 175V178ZM159 177H161V176H159ZM167 177V176H166ZM182 177V176H181ZM4 178V179H5ZM10 178H12V177H10ZM21 179V180H19V179ZM92 178H93V176H92ZM97 179H99V177L97 176L96 177ZM95 178V179H96ZM129 178V177H128ZM156 178V177H155ZM180 178V177H179ZM194 178V177H193ZM78 179V178H77ZM103 179V180H104ZM131 179V178H130ZM133 179H135V178H133ZM183 179V178H182ZM76 180V179H75ZM103 180H100V181H103ZM129 180V179H128ZM156 180V179H155ZM169 180V179H168ZM167 180V181H168ZM185 180V179H184ZM0 181H2V180H0ZM5 181V180H4ZM60 181V180H59ZM83 181V180H82ZM96 181V180H95ZM112 181V180H111ZM121 181V180H120ZM165 180H163V184L164 183H166V181L164 182ZM8 182H9V180H8ZM75 182V181H74ZM99 182V181H98ZM117 182L119 183V180H117ZM125 181H124V179H123V182L121 183L122 185H123V188L125 189H123L122 188V192H124V191H126V196H128V197H131V194H132V187L134 186H132L131 185V182H134V181H132V180H130V182H128L127 180H126V183H124ZM138 182V181H137ZM137 182H134V183H137ZM173 183L172 181H169V183ZM182 182V181H181ZM11 183V182H10ZM19 183V184H18ZM85 183V182H84ZM139 183V182H138ZM141 183V182H140ZM168 183V182H167ZM168 183V184H169ZM29 184H30V182H29ZM62 184V183H61ZM76 184V183H75ZM102 184H104V183H102ZM108 184V183H107ZM133 184V183H132ZM158 184V183H157ZM198 184V183H197ZM1 185V184H0ZM48 185H50V184H48ZM54 185V184H53ZM96 185V184H95ZM109 185V184H108ZM112 185V184H111ZM120 185V184H119ZM140 185H142V184H140ZM26 186H27V184H26ZM113 186V185H112ZM167 186V185H166ZM170 186V185H169ZM169 186H168V188H169ZM187 186V185H186ZM195 186V185H194ZM14 187H12V188H14ZM37 187V186H36ZM40 187V186H39ZM80 187V186H79ZM86 187V186H85ZM97 187V186H96ZM99 187H100V185H99ZM165 187V186H164ZM178 187V186H177ZM217 187V186H216ZM29 188V187H28ZM49 188H51V187H49ZM70 188V187H69ZM74 188V187H73ZM107 188H109V187H107ZM134 188V187H133ZM191 188V187H190ZM203 188L204 189H206V191H207V182H206V184H204V186H203ZM244 188V187H243ZM15 189V188H14ZM30 189H32V186H31V188ZM33 189H34V187H33ZM32 189V190H33ZM37 189V188H36ZM35 189V190H36ZM86 189H87V187H86ZM113 189V188H112ZM185 189V188H184ZM211 188H209L208 189V192H209V190H210ZM246 189V188H245ZM7 190V189H6ZM22 190V189H21ZM25 190L28 192V190H27V188L25 187ZM39 190V189H38ZM40 190H42V189H40ZM45 190V189H44ZM114 190V189H113ZM133 190H135V189H133ZM186 190V189H185ZM184 190V191H185ZM25 191V192H26ZM34 191V190H33ZM32 191V192H33ZM77 191V190H76ZM76 191H72L71 190V193L72 192H76ZM86 191V190H85ZM104 191V190H103ZM107 191V190H106ZM173 191V190H172ZM213 191V190H212ZM219 191H220V189H219ZM247 191V190H246ZM26 192V193H27ZM32 192L30 193V195L32 194ZM42 192V191H41ZM65 192V191H64ZM102 192V191H101ZM136 192V191H135ZM162 192V191H161ZM188 192V191H187ZM214 192V191H213ZM238 192V191H237ZM22 193V192H21ZM25 193V194H26ZM36 193V192H35ZM34 193V194H35ZM46 193V192H45ZM54 193V192H53ZM68 193V192H67ZM92 193V192H91ZM147 193V192H146ZM174 193V192H173ZM172 193V194H173ZM178 193V192H177ZM180 193V192H179ZM215 193V192H214ZM222 193V192H221ZM18 194H20V193H18ZM34 194H33V196L32 197H35V196H37V195H35L34 196ZM37 194V193H36ZM77 194V196H78V194H81V195H84L83 194V192L82 193H80V191L78 192L77 191V193H75V195ZM168 194V193H167ZM170 194V193H169ZM203 194V193H202ZM205 194V193H204ZM211 194H212V192H211ZM211 194H210V196H211ZM216 194V193H215ZM219 194V193H218ZM253 194V193H252ZM27 195H29L28 193H27ZM26 195V196H27ZM29 195V196H30ZM72 195H74L73 193L70 195L71 197H72V199H73V196ZM81 195H79L77 198H83ZM112 195V194H111ZM118 195V194H117ZM137 195V194H136ZM198 195V194H197ZM23 196H24V194H23ZM23 196H22V199H23ZM28 196V197H29ZM86 195H84V197H85ZM107 196V195H106ZM106 196H104V197H106ZM133 196V195H132ZM167 196V195H166ZM170 196H171V194H170ZM179 196V195H178ZM212 196H215V195H212ZM235 196V195H234ZM8 197V196H7ZM21 197V196H20ZM37 197H39V199H41L42 197H41V195H38ZM36 197V199H38ZM41 197V198H40ZM44 197V196H43ZM63 197V196H62ZM76 197H74V198H76ZM96 197V196H95ZM94 197V198H95ZM113 197V196H112ZM117 197V196H116ZM169 197V196H168ZM240 197V196H239ZM30 198V197H29ZM107 198V197H106ZM109 198H110V196H109ZM118 198V197H117ZM138 198V197H137ZM146 198V197H145ZM203 198H205V197H203ZM212 198H215V197H212ZM26 199V198H25ZM50 199V198H49ZM85 199V198H84ZM89 199V198H88ZM105 199V198H104ZM115 199V198H114ZM169 199H171L172 200V202L171 203H169L170 205H171V207H172V209L174 210V211H176V214H179L180 216V218L182 219V220H184L183 222H185L183 225H185L184 226V228L185 229H183L184 231H185V235H184V237H186V236H189L190 237V239H191V242L190 243H192V240H195L194 238H196V233H197V231H198V229H196V222H195V217H198V216H196V212L192 209H188V206H189V204L187 203V199H186V201H183V200H180V198L178 197L177 198V196H175V194H173ZM182 199V198H181ZM201 199V198H200ZM207 199V198H206ZM238 199V198H237ZM6 200V199H5ZM31 200H32V198H31ZM34 200H35V198H34ZM66 200V199H65ZM76 200V199H75ZM75 200H72L73 201V203L75 202L76 203V201ZM93 200H95V199H93ZM147 200H149V199H147ZM209 200V199H208ZM215 200V199H214ZM33 201V200H32ZM46 201V200H45ZM78 201V200H77ZM80 201V200H79ZM79 201H78V203H79ZM84 201V200H83ZM107 201V200H106ZM151 201V200H150ZM168 201V200H167ZM217 201V200H216ZM239 201V200H238ZM254 201V200H253ZM61 202V201H60ZM66 202V201H65ZM87 202V201H86ZM94 202V201H93ZM104 202V201H103ZM129 202V201H128ZM146 202V201H145ZM189 202V201H188ZM213 202V201H212ZM11 203V202H10ZM34 204H35V202H33ZM42 203V202H41ZM49 202H45V204H48ZM74 203V204H75ZM78 203H76V204H78ZM89 203V202H88ZM7 204H9V203H7ZM111 204H113V206L115 205L114 203H111ZM126 204V203H125ZM147 204V203H146ZM149 204H150V202H149ZM193 204V203H192ZM217 204V203H216ZM3 205H4V203H3ZM6 205V204H5ZM4 205V206H5ZM24 205V204H23ZM62 205H63V203H62ZM79 205H80V203H79ZM83 205V204H82ZM85 205V204H84ZM116 205H117V203H116ZM115 205V206H116ZM139 205V204H138ZM198 206H199V204H197ZM207 205V204H206ZM210 205V204H209ZM221 205V204H220ZM219 205V206H220ZM226 205V204H225ZM7 207H9L8 205H6ZM75 206V205H74ZM78 206V205H77ZM97 206V205H96ZM123 206V205H122ZM208 206V205H207ZM222 206V205H221ZM26 207H28V206H26ZM50 207V206H49ZM48 207V208H49ZM79 207V206H78ZM77 207V208H78ZM99 207V206H98ZM108 207V206H107ZM135 207V206H134ZM151 207H153L152 206V203H151ZM190 207V206H189ZM212 207V206H211ZM23 208V207H22ZM40 208H42V207H40ZM76 208V207H75ZM89 208V207H88ZM112 209H113V211H115L114 209V207H111ZM118 208H119V206H118ZM190 208H193V207H190ZM195 208H196V206H195ZM216 208V207H215ZM79 209H80V207H79ZM206 208L205 207H202V206H200V207H198L197 209H196V211L200 214V212L202 213V211H204ZM222 209V208H221ZM228 209H230V208H228ZM9 210V209H8ZM61 210V209H60ZM154 210V209H153ZM5 211V210H4ZM46 211V210H45ZM48 211V210H47ZM67 211V210H66ZM130 211V210H129ZM173 211V212H174ZM208 211V210H207ZM215 211H216V209H215ZM229 211H232L231 209L229 210ZM228 211V212H229ZM247 211V210H246ZM246 211L245 210H242L241 212H239L238 213V215H237V227L236 228H238L239 229V231H240V235H241V233H243L242 234V237H243V239L241 238L240 240H239V242H240V244H238L239 245V247L238 248H236L235 250H234V252L232 253V257H233V259H234V261L236 260V258H237V256L239 255V254H243V258L245 257V259H244V261L246 262V259H249L248 258V255H249V251H248V249L247 250H245V248H246V246H245V248H244V245H246V241L247 240H250L251 241V244H250V242L249 241H247V244H248V242H249V244H250V247L253 245V243H252V239H251V237H250V235H249V233L247 232L250 228H249V226H248V221H247V215H246ZM14 212V211H13ZM96 212V211H95ZM120 212V211H119ZM124 212V211H123ZM126 212V211H125ZM156 212V211H155ZM206 212V211H205ZM227 212V211H226ZM227 212V213H228ZM60 213V212H59ZM115 213H117L116 211H115ZM175 213V212H174ZM208 212H206V214H207ZM233 213V212H232ZM231 213V214H232ZM250 214V213H249ZM1 215V214H0ZM8 215V214H7ZM13 215V214H12ZM135 215V214H134ZM138 215V214H137ZM198 215V214H197ZM5 216V215H4ZM28 216V215H27ZM37 216H38V214H37ZM58 216V215H57ZM76 216V215H75ZM109 216V215H108ZM150 216V215H149ZM178 216V215H177ZM207 216H209V218L207 219L208 220V225L210 226V234H211V237H210V239H208V240H205L206 241V244H207V246L206 247H204V245H203V250L202 251H200L197 247H199V246H197V247H195V245L193 244H191L192 246H190L191 247V251L193 252V254L194 255H196V256H194V257H197V260H196V264H202V258H204V256H205V259L209 256L210 258H212V260L214 261L213 262V264H218L217 263V258L219 257L220 258V254H221V251H223V239H224V237H225V235H226V232L228 231L227 230V222L226 221H224L223 219H221V217H218V216H216V214L214 213H209V214H207ZM15 217V216H14ZM119 217V216H118ZM124 217V216H123ZM126 218H127V215L125 216ZM129 217V216H128ZM134 217V216H133ZM4 218V217H3ZM28 218V217H27ZM33 218V217H32ZM42 218V217H41ZM67 218V217H66ZM207 218V217H206ZM10 219V218H9ZM31 219V218H30ZM38 219V218H37ZM77 219H79V218H77ZM128 219V218H127ZM135 219V218H134ZM33 220V219H32ZM113 220V219H112ZM129 220V219H128ZM198 220V219H197ZM196 220V221H197ZM249 220V219H248ZM12 221V220H11ZM69 221V220H68ZM87 221V220H86ZM118 221V220H117ZM120 221H121V219H120ZM122 221H124V220H122ZM127 221V220H126ZM130 221V220H129ZM139 221V220H138ZM140 221H142V219H140ZM77 222H79V221H77ZM91 222V221H90ZM116 222V221H115ZM8 223V222H7ZM37 223V222H36ZM42 223V222H41ZM60 223V222H59ZM63 223V222H62ZM66 223V222H65ZM82 223V222H81ZM124 223V222H123ZM129 223V222H128ZM134 223V222H133ZM143 223V222H142ZM146 223V222H145ZM61 224V223H60ZM59 224V225H60ZM73 224V223H72ZM77 224V223H76ZM119 224V223H118ZM198 224V223H197ZM47 225V224H46ZM71 225V224H70ZM75 225V224H74ZM78 225H80V224H78ZM94 225V224H93ZM97 225V224H96ZM117 225V224H116ZM120 225V224H119ZM177 225V224H176ZM201 225V224H200ZM2 226V225H1ZM8 226H9V224H8ZM39 226V225H38ZM41 226V225H40ZM40 226H39V228H40ZM66 226V225H65ZM89 226V225H88ZM87 227V226H86ZM149 227V226H148ZM198 227V226H197ZM206 227V226H205ZM5 228V227H4ZM9 228V227H8ZM82 228V227H81ZM156 228V227H155ZM41 229V228H40ZM63 229V228H62ZM77 229V228H76ZM98 229V228H97ZM65 230H66V228H65ZM84 230V229H83ZM136 230V229H135ZM156 230H158V229H156ZM182 230V229H181ZM197 230V231H196ZM253 230V229H252ZM27 231V230H26ZM43 231V230H42ZM74 231V230H73ZM76 231V230H75ZM78 231V230H77ZM88 231H89V229H88ZM138 231V230H137ZM143 231V230H142ZM238 231V230H237ZM206 232V231H205ZM48 233V232H47ZM60 233V232H59ZM74 233V232H73ZM141 233V232H140ZM139 233V234H140ZM158 233V232H157ZM160 233H162V232H160ZM159 233V234H160ZM83 234V233H82ZM86 234V233H85ZM204 234V233H203ZM228 234V233H227ZM239 234V233H238ZM18 235V234H17ZM20 235V234H19ZM53 235V234H52ZM78 235V234H77ZM76 235V236H77ZM88 235H89V233H88ZM145 235V234H144ZM143 235V236H144ZM199 235V234H198ZM201 235H202V231H201ZM206 235V234H205ZM205 235H203L204 237H203V239H205ZM239 235V236H240ZM21 236V235H20ZM76 236H74V237H76ZM132 236V235H131ZM162 236H164V235H162ZM37 237V236H36ZM71 237V236H70ZM83 237V236H82ZM134 237V236H133ZM137 237V236H136ZM140 237V236H139ZM161 237V235L159 236V235H155L154 236V234H153V242L152 243H156V245H157V243H159V247L158 248H156L157 249V251L158 252H156V254H154L155 253V250H153L154 252H152L153 254L152 255H155V256H152L150 253H149V258L152 256V257H154V262L153 263H155V264H158V261H160V260H162L161 262H163V261H167V259H165V260H163L164 259V256H165V254L164 253H166V251H165V248H167V247H165L164 248V246H162V239L160 238ZM198 237V236H197ZM200 237V236H199ZM198 237V238H199ZM254 237V236H253ZM77 238V240L80 238H78V237H76ZM143 238V237H142ZM147 238V237H146ZM186 238H188V237H186ZM198 238H197V240H198ZM202 238V237H201ZM10 239V238H9ZM31 239V238H30ZM81 239V238H80ZM137 239H138V237H137ZM182 239V238H181ZM203 239H201L202 241H203ZM2 240V239H1ZM29 240V239H28ZM84 240V239H83ZM139 240V239H138ZM166 240V239H165ZM185 240V239H184ZM254 240V239H253ZM75 241V240H74ZM167 241V240H166ZM183 241V240H182ZM188 241H190V240H188ZM205 241H203V242H205ZM5 242V241H4ZM77 242V241H76ZM139 242V241H138ZM78 243V242H77ZM172 243V242H171ZM194 243V242H193ZM199 243V242H198ZM198 243L196 244V245H198ZM224 243H225V241H224ZM254 243H256V242H254ZM4 244V243H3ZM30 244V243H29ZM79 244V243H78ZM86 244V243H85ZM89 244V243H88ZM105 244V243H104ZM151 244V243H150ZM185 244V243H184ZM200 244V243H199ZM203 244V243H202ZM205 244V243H204ZM249 244L247 245V246H249ZM2 245V244H1ZM31 245V244H30ZM73 245V244H72ZM76 245V244H75ZM112 245V244H111ZM166 245V244H165ZM174 245V244H173ZM186 245V244H185ZM227 245V244H226ZM255 245V244H254ZM6 246V245H5ZM37 246V245H36ZM91 246V245H90ZM129 246V245H128ZM201 247H202V245H200ZM19 247V246H18ZM101 247V246H100ZM200 247V248H201ZM250 247H249V249H250ZM253 248H254V246H252ZM38 248V247H37ZM40 248V247H39ZM81 248V247H80ZM79 248V249H80ZM91 248V247H90ZM131 248V247H130ZM243 248V250L245 251H242V250H239V249H242ZM96 249V248H95ZM224 249H225V247H224ZM252 249V248H251ZM3 251V250H2ZM6 251V250H5ZM4 251V252H5ZM114 251H116V250H114ZM165 251V252H164ZM180 251V250H179ZM252 251V250H251ZM254 251V250H253ZM37 252H39V251H37ZM86 252V251H85ZM93 252V251H92ZM146 252V251H145ZM244 252V253H243ZM35 253V252H34ZM96 253V252H95ZM116 253V252H115ZM142 253H143V251H142ZM43 254V253H42ZM42 254H41V256H42ZM144 254V253H143ZM181 254V253H180ZM27 255V254H26ZM37 255V254H36ZM35 255V256H36ZM146 255V254H145ZM144 255V256H145ZM222 255H223V253H222ZM221 255V256H222ZM245 255V256H244ZM102 256V255H101ZM183 256V255H182ZM207 256V257H206ZM240 256V255H239ZM20 257V256H19ZM38 258H41V257H39V256H37ZM63 257V256H62ZM82 257V256H81ZM87 257V256H86ZM111 257V256H110ZM115 257V256H114ZM166 257V256H165ZM93 258V257H92ZM102 258V257H101ZM107 258V257H106ZM147 258V257H146ZM146 258H145V260H146ZM149 258H147V259H149ZM222 258V257H221ZM242 258V259H243ZM33 259V258H32ZM144 259V258H143ZM160 259V260H159ZM205 259H204V261H205ZM208 260V263H211L212 262V260L210 261V259L209 258H207ZM12 260V259H11ZM25 260V259H24ZM36 260H38L37 258H36ZM91 260V259H90ZM150 260V259H149ZM152 260H153V258H152ZM152 260H150L151 262H149V264L150 263H152ZM188 260V259H187ZM7 261V260H6ZM71 261V260H70ZM101 261V260H100ZM123 261V260H122ZM186 261V260H185ZM203 261V262H204ZM38 262H40V261H38ZM114 262V261H113ZM161 262L159 263V264H161ZM171 262V261H170ZM219 262H220V260H219ZM244 262V263H245ZM8 263V262H7ZM29 263V262H28ZM90 263V262H89ZM92 263V262H91ZM95 263V262H94ZM97 263H100V262H97ZM123 263V262H122ZM243 263V264H244ZM248 263V262H247ZM5 264V263H4ZM19 264V263H18ZM163 264V263H162ZM170 264H172V262L170 263ZM205 264H207L206 263V261H205ZM212 264V263H211ZM223 264V263H222ZM234 264V263H233ZM236 264V263H235Z\"/></svg>","mask_w":264,"mask_h":264}]
</instances>
